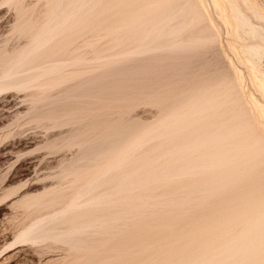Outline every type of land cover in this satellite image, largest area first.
Returning <instances> with one entry per match:
<instances>
[{"label":"rangeland","instance_id":"rangeland-1","mask_svg":"<svg viewBox=\"0 0 264 264\" xmlns=\"http://www.w3.org/2000/svg\"><path fill=\"white\" fill-rule=\"evenodd\" d=\"M1 1H3V2H1ZM5 0H0V43H2V44H0V48L3 46V47H7V48H11L12 49V47L15 49V48H17V47H20V46H22V44H24V42H25V40L26 39H29V38H27L26 37V34H24L25 36H23V34H22V32L23 31H21L20 29H22V27H19V26H17V27H19V31H21V36H19L20 34L17 32V34H16V31H14L15 29H16V22H18L17 23V25H19V20H20V15L23 13L22 12V7H23V9H24V11L25 10H27V8L30 10L29 12L28 11H25L24 13H26V12H28V13H26V14H24L23 15V17H30L31 19H33V21H34V18H38L39 16H40V18H36V21H34V22H36V24L34 23V25H37V23H38V21H39V19L41 20V19H43V18H41V15H43L42 17H44L45 16V12L44 11H46V7H49V11L51 10V8L52 7H50V6H53V4L51 5H49V1H52V0H18V4H17V0H15L16 2L14 3V1L13 0H9V1H11L9 4H8V1L6 2H4ZM79 1H82V0H79ZM84 1V0H83ZM87 1H89V0H87ZM87 1H85L86 3H90V4H93V6H92V8H98L97 10L96 9H92V16H93V18H88V17H90V15L91 14H89L90 12L89 11H91V9H88L87 11H85V12H89V13H87V14H84L85 12L82 10V9H86V7L87 8H91L90 6H83V7H85V8H82L80 11H81V13H83L82 15H83V19L85 20V19H87V21H84V20H82V19H80L79 20V22H81L80 24H77L76 25V28L74 29V30H76V31H74L75 32V34H73V33H70V35L69 34H67V36L68 37H70L71 35H73L72 37L73 38H75L74 40L72 39V38H70V40L69 41H71L70 43H69V45H68V40L67 39H69L67 36H65V38L67 37V41L68 42H66V40H64L66 43H64V44H67V46H69L70 47V50L69 49H67L65 46H64V44H62V45H60V44H58V46H64L63 47V51L59 54V56L57 57L59 60L61 59V58H59V57H61V56H63V52H64V50L66 51V49L68 50V52L66 51V53H65V56L68 54L69 56H67V57H64L66 60H64V59H61V60H63L61 63H65V62H67V63H71V66H69V67H67L68 65H67V63H66V66L63 64V66L61 67L62 69H60V71H59V73L65 68V70L64 71H62L63 73H65V72H67V74H71V72L70 71H72V73H74V71L75 72H77V70L79 71V73H78V75H76V77H75V73L74 74H71V75H74V78L75 79H73V76H71V75H69V77L67 78L66 77V75L65 74H61V75H64L65 76V78L67 79H65V80H63L62 81V79H61V81H62V83L60 84L59 82H60V80H58V82L57 83H59V85L57 86H54L55 87V89L53 90V87H52V90L50 91V89H51V87H49L50 89H47V87H46V89H44V90H48V93H45L44 92V95H43V97H40V99H39V96H37V95H40V96H42V93L40 94V90L43 88H41L39 91H38V88L37 87H35V86H37V85H35V86H33L35 83L34 82H32V84L30 83V85H28V86H30V87H28V86H26V87H23V88H19V87H10V89H2V90H0V208L1 207H4V205H7L8 204V202H9V198L10 197H12L14 194H15V192H18L17 190H20V191H22L23 192V194L24 193H27L26 195H28V196H33V195H38V194H40V193H43V192H50V193H52V194H49L50 196V198H48L49 200L47 201V202H45V203H41V204H34V203H32V204H34V205H32L31 204V206H33V207H31V206H29L30 204H26V205H24V204H13V206L12 205H8V207H9V209L7 210V211H5V212H3L2 213V211L0 212V261H1V259H2V257L6 254V253H10V254H14V258H13V261H14V263L15 264H44L45 263V261H46V258L49 256V255H53L54 257H57L58 258V260L57 261H55L54 263H49V264H85L88 260H86L87 258L88 259H90V258H92V257H94V256H96L97 254V256H101V255H103V256H101V257H103L102 259H101V261L103 262V261H105V263L103 262H99L98 264H106V260L108 259V261H118L119 259H121L122 257H126L127 256V258L128 259H130V261L133 259V258H131L132 257V255H133V257L134 258H139V256H140V258H142L140 261L142 262V261H144L145 259V263L144 264H146V263H150V260L151 259H154L157 255H159V252L161 253L160 254V256H161V258H160V256H159V259H161V261H163V262H161L157 257L155 258V259H157V260H151V263L150 264H152L153 262H155L156 261V263H153V264H157V262H158V264H160L159 263V261L161 262V264L162 263H165V264H171L172 262V264H197L198 262H200L199 261V259L201 260V261H204L203 263H205V264H207L206 262H208L209 261V259H207L208 258V256L207 255H205L206 253H207V251H208V248H209V246L208 247H206V245H207V243L206 242H208V243H210L209 241V238H213V234H214V238H215V236H217L216 238H215V240L216 239H220V237H222V235H223V231L222 230H224V228H225V230H227V228H229V225H231L232 223H229V222H231V219L229 220V222L225 219V220H223V218L225 217L224 215H228L227 214V212H229V213H232L231 212V210L230 209H232L233 210V208L234 207H232V208H230L229 210L227 209V206H226V209L228 210V211H226V212H224V210H226V209H224L225 208V206L224 205H230V203H234V202H232L233 200H234V198H232V200L229 202L228 200H226L227 198H230V197H227L226 198V195H228V193H227V191L228 190H226V194L225 193H223L224 191H220L221 192V194H220V192L217 190H214V188L215 187H211V188H209V184H210V182L213 180V179H215V176H212V175H215V174H217L216 172L213 174V173H211V174H209V179H210V175L212 176V177H214V178H212L211 179V181H209V183H207V182H205V181H208V180H206V178L207 177H205V176H203V174L204 173H202L201 172V174L202 175H200V171H199V168L200 169H202V170H206L205 172H208L207 171V169L206 168H208V165H210V160L213 158V159H215V156H214V154H209V151H207V149L203 146V144H202V146L205 148H203V147H201V145H200V143L201 142H199V144H198V146L197 147H199V145H200V149H202L203 150V152H205L206 154L205 155H208L209 157H212V158H209L208 156H206V158H204L205 159V161H206V159H207V157H208V159L209 160H207L208 161V163L207 162H204V164L202 163V160H200V161H198L199 159H201V158H198V156L196 157V158H198V160L197 159H195L194 158V160H193V158L191 157V158H189L188 159V157H185L184 155V157L186 158V159H188V161L184 158V161L186 162V164H188L189 166L190 165H194L193 166V168L195 167L196 168V166L198 165L197 163H195V162H200V164H201V166H198L195 170H196V173H195V170L194 169H192V167L190 166H188V165H185V163H181V165L179 164V161L180 162H183V160L181 159V155H182V152L181 151H184L185 152V150L187 149V147L189 148V150H190V153H192L193 152V149L195 148L194 146H195V138H196V136H199V134L201 133V131H198L197 130V128H198V125H199V128H200V124H201V120H199L198 118H201L202 117V113H203V117H205V115H207L208 113H210V111H216L217 109L220 111V110H224L225 111V109H227V110H229V112H231L232 111V114L233 113H235L233 110H234V108L235 107H233L232 108V106H230L231 107V109L230 108H228V106L230 105V103H226L225 104V102H224V104H222V102L221 101H219V100H221L223 97L224 98H226V99H228V97L229 96H227L226 97V95H221V93H219L218 94V96L219 95H221V97L222 98H218V97H216V98H214V95H216L217 96V93L216 94H214L213 96H212V100H213V102H215V103H217V104H219L217 107L215 106H211L212 108H213V110H212V108L211 109H208V107L210 108V104L211 105H213L212 104V100L211 99H207V97H205V95L204 94H208L209 93V90H213V88H215L216 86H218L219 88H220V86L218 85L219 83H217V79H218V81L220 82V83H224V81H225V79L227 80V81H225V82H227V83H229L231 86H233V87H235V90H236V93H237V91L239 90V89H241V90H239L238 91V95H240V93H241V95H240V97L242 98H240L241 100H246V101H244L243 100V103L244 102H246V103H244V104H246V106L243 104V106H245L247 109H250V111H254V112H252L253 114H255V113H257V114H255V116H257V115H262L261 117H259V116H257V118L258 119H263V121H264V110L261 112V113H258V111H257V109L255 108L256 107V104H255V102L256 103H258V105H260V106H263L264 107V93H263V91H262V89L260 88V87H256V83L254 84L253 83V81H254V79H253V76H252V74L250 73L251 72V70L248 68V66L250 65V66H252L253 68H254V66L256 67V68H254V69H256V70H258V76H260V77H264V73H262V72H264V57H260V58H258V61H256V63H255V65L253 64V62H250L249 63V65H247L248 64V62L247 61H244V59H245V57H244V59H243V53H244V51H245V49H243L242 47V49H243V51H240V50H242V49H238L241 45L240 44H242V42H244V43H246V42H248V41H253L254 39H255V36L257 35V33L256 32H254L253 34H251V33H245V36H246V38H245V36L243 37H236V39H239L238 41L235 39V33H236V28L234 27L235 25L233 24L232 25V20L230 21V23L229 22H227V19L226 18H224V17H222L220 14H217L218 13V10L216 9V8H214V7H216L215 5H214V3H215V1L216 0H196V2L198 3L196 6L199 8H201V10H202V12H201V10H200V12L204 15V17H203V19L202 20H204L203 22H201V23H197L198 25L196 26V24L195 23H193L192 25L194 26V28L192 27V25H191V27H190V25H188V24H186L185 26H183V27H186V29H188V30H183L184 32H182V30L181 29H179V30H181V32L184 34H182L183 36V39L185 38V40H186V42H184L183 41V39L180 37L181 36V33L180 32H173L172 34H173V36H175L176 34H179L178 36L179 37H177V35H176V37H173L172 36V38H171V40H170V37L168 38V41L170 40V41H172V39L175 41V43H173L174 45L176 44V47L178 48H176L174 45H173V47H171V49L168 51V49H169V47L167 48V46H166V50H165V45H162V46H164L163 48L161 47L160 48V45H159V43H164V41H163V38H162V42H161V40L160 41H158L157 42V39H156V42H155V44L156 43H158V47H159V49H157V50H155L154 52L156 53V51H157V53H156V55L153 57L152 55H153V51H149V50H146L145 52L144 51H139V49L140 48H138L137 47V50L136 49H133V50H136V51H138V54H135L134 52H136V51H133L132 52V55L129 53V51H132V49H131V44H132V42L131 43H127V42H130L131 41V39L130 38H128L131 34V31H132V36H133V33H134V35H136V33H137V30L136 29H138V28H140L139 29V31L138 32H140V30L142 29V31L143 32H146V31H148V28H149V26H150V28L152 27L151 26V24L153 23V22H155V20H156V22L157 21H159V19H160V21L159 22H157V24L158 23H162V19H163V22H164V18H162L163 17V15H168V17L170 16V14L172 15V16H170V17H172L171 18V21L172 22H170L169 20H168V18H166L167 16H164L166 19V22H169L170 23V26L172 25V24H174V22L176 21H174V19H178L177 21H179L180 19L179 18H177V17H180L179 15H180V10L179 9H181L182 7H181V5L183 6V5H185L188 1H186V0H130V1H128V0H107V1H109V2H105L104 0V2H102V4H101V6H99L100 5V3H101V1H99V3L97 2V4H96V2H95V0H93L94 1V3L96 4H94V3H92V0H91V2H87ZM183 1H185V2H183ZM45 2V3H44ZM126 4H125V3ZM144 2V3H143ZM182 2H183V4H182ZM190 2H193L192 0H190ZM195 1L193 2V3H196ZM253 2L255 3V4H257V5H259L260 7H262V8H264V0H253ZM258 2V3H257ZM22 3V4H21ZM47 3V4H46ZM50 3H53V2H50ZM103 3H106L105 5H103ZM118 3V4H117ZM121 3V4H120ZM129 3V4H128ZM131 3V4H130ZM173 3H174V5H173ZM11 4H13V5H11ZM18 6H17V5ZM43 4V5H42ZM168 4V5H167ZM172 4V5H171ZM11 5V6H10ZM49 5V6H48ZM108 5V6H107ZM120 5V6H119ZM145 5H147V6H145ZM167 5V6H166ZM25 6V7H24ZM46 6V7H45ZM95 6H97V7H95ZM99 6V7H98ZM105 6V7H104ZM117 6V7H116ZM130 6V7H129ZM132 6V7H131ZM139 6H140V9H139ZM174 8H173V7ZM18 7V8H17ZM19 7H21L20 8V10H19ZM101 7V8H100ZM109 7V8H108ZM138 7V8H137ZM149 7V8H148ZM179 9H178V8ZM15 8V9H14ZM33 8V9H32ZM35 8V9H34ZM45 8V9H44ZM106 8V9H105ZM129 8V9H128ZM146 8V9H145ZM169 8V9H168ZM199 8V9H200ZM108 9V10H107ZM119 9V10H118ZM179 11H178V10ZM33 10V11H32ZM36 10V11H35ZM99 10V11H98ZM100 10H101V12H100ZM103 10V11H102ZM126 10V11H125ZM139 10V11H138ZM165 12H164V11ZM169 10V11H168ZM176 10H177V12H176ZM18 11V12H17ZM49 11H46V12H49ZM117 11V12H116ZM135 11V12H134ZM174 11H175V13L176 14H179V15H177L176 16V14L174 13ZM216 11V12H215ZM20 12H22L21 14H20ZM33 12V13H32ZM39 12V13H38ZM93 12H95L94 14H93ZM121 14H120V13ZM129 14H128V13ZM163 12V13H162ZM37 13V14H36ZM127 13V14H126ZM169 13V14H168ZM181 13L183 14V11H181ZM32 14V15H31ZM40 14V15H39ZM48 14V13H47ZM100 14V15H99ZM126 16H125V15ZM133 14V15H132ZM31 15V16H30ZM49 15V14H48ZM48 15H47V18L46 19H48ZM79 15H80V12H79ZM82 15H81V17H82ZM87 15V16H86ZM89 15V16H88ZM123 16V20L124 21H120L121 19H122V17L121 16ZM128 15H129V17H128ZM174 15V16H173ZM208 15H209V17H208ZM17 16V17H16ZM84 16H86V17H84ZM96 16V17H95ZM109 16H111V17H109ZM118 17V19H117V17ZM120 16V17H119ZM125 16V17H124ZM176 16V17H175ZM201 16V15H200ZM23 17H21L22 19H24L25 20V18H23ZM46 17V16H45ZM44 17V18H45ZM98 17V18H97ZM128 17V18H127ZM155 17V18H154ZM175 17V18H174ZM207 17V18H206ZM222 17V18H221ZM17 18V19H16ZM19 18V19H18ZM28 18L26 19L27 20V22H26V20H25V22H23L24 20H20V21H22L23 23H25V26L28 24V22L30 23L31 22V19H30V21H28ZM102 18V19H101ZM105 18V19H104ZM114 18V19H113ZM119 18H120V20H119ZM135 18V19H134ZM174 18V19H173ZM46 19H43V20H46ZM88 19H90V21H88ZM92 19V20H91ZM94 19V20H93ZM96 19V20H95ZM151 19H152V21H151ZM173 19V20H172ZM199 20H200V18H198ZM17 20V21H16ZM42 20V21H43ZM82 20V21H81ZM113 20H114V22H113ZM131 20V21H130ZM253 20H255V22H258V20L259 19H257V17L255 18L254 17V15L252 16V21ZM92 21H93V23H92ZM96 21V22H95ZM106 21V22H105ZM129 21V22H128ZM146 21V22H145ZM148 21H150V22H152V23H150V22H148ZM207 21V22H206ZM213 21V22H212ZM260 21V20H259ZM41 22V21H40ZM118 22V23H117ZM143 22V23H142ZM165 22V23H166ZM27 23V24H26ZM32 23V22H31ZM85 23H86V26H85ZM88 23H89V25H88ZM91 23H92V25H91ZM101 23V24H100ZM107 23V24H106ZM113 23V24H112ZM116 23H117V25H116ZM120 23V24H119ZM138 23V24H137ZM147 23V24H146ZM168 23V24H169ZM177 25L179 24V23H177V22H175ZM207 23V24H206ZM208 23H209V25H208ZM212 23V24H211ZM21 24V23H20ZM111 24V25H110ZM144 24V25H143ZM149 24V25H148ZM155 24V26L157 25L156 23H154ZM167 24V23H166ZM175 24V27L177 26ZM202 26H201V25ZM15 25V29H13V26ZM29 25V24H28ZM79 25V26H78ZM98 25V26H97ZM105 25V26H104ZM135 25V26H134ZM142 25V26H141ZM148 25V26H147ZM153 25V24H152ZM163 25V24H162ZM160 26V24H158V26L159 27H161V28H163V26ZM205 25V26H204ZM21 26H24V24L22 25L21 24ZM77 26L78 27H80V28H77ZM94 26H95V28H94ZM112 26V27H111ZM134 26V27H133ZM146 26V27H145ZM154 25H153V27H155ZM174 26V25H173ZM209 26V27H208ZM229 28H228V27ZM12 27V28H11ZM87 29H86V28ZM89 27V28H88ZM92 27V28H91ZM178 27H181V26H178ZM189 27V28H188ZM195 27H196V29H195ZM208 27V28H207ZM213 27V28H212ZM263 26H260V29L262 28ZM102 28H103V30H102ZM145 28H147L146 30H145ZM182 28V27H181ZM200 28V30H201V34H199L200 32L197 30V29H199ZM202 28V29H201ZM12 29H13V32H11L12 31ZM79 31H78V30ZM90 29L92 30V31H90ZM135 29V30H134ZM194 29V30H193ZM17 30V29H16ZM82 30V31H81ZM97 30V31H96ZM235 30V31H234ZM262 30H264V27L262 28ZM130 31V32H129ZM140 32V34H143V32ZM195 31H197V32H195ZM211 31V32H210ZM15 32V34L17 35V37H16V35L15 34H13ZM78 32V33H77ZM195 32V33H194ZM199 32V33H198ZM203 32V33H202ZM209 32V33H208ZM23 33H25V32H23ZM28 35H30V33L29 32H26ZM96 33V34H95ZM128 33H129V35H128ZM187 33L189 34V35H187ZM211 33H212V35H211ZM256 33V34H255ZM127 34V35H126ZM139 33H137V35H138ZM138 35V36H136V37H140L141 35ZM186 34V35H185ZM197 34V35H196ZM215 34V35H214ZM13 35V36H12ZM75 35V36H74ZM79 35V36H78ZM80 35H81V37H80ZM168 35V34H167ZM166 35V37H168ZM169 35H170V33H169ZM191 35H193V36H191ZM125 36H126V38H128V39H126L125 38ZM132 36H130V37H132ZM189 36V37H188ZM199 36V37H198ZM209 36V37H208ZM234 38H233V37ZM16 37V38H15ZM22 37H24L23 39H22ZM30 37V36H29ZM120 37V38H119ZM134 37V36H133ZM135 37V39H133V40H137V38ZM166 37H165V40H166V45H167V39H166ZM207 37V38H206ZM252 38V40H251V38ZM9 38V39H8ZM18 38H19V40H18ZM26 38V39H25ZM124 38L126 39V43H125V41H124ZM175 38L177 39L178 38V40H175ZM179 38H181L182 40L181 41H183L182 43L181 42H179L178 43V41H180V39ZM198 38H199V40H198ZM203 38H204V40H203ZM205 38H206V40L208 41L207 43L206 42H204L205 41ZM210 38V39H209ZM5 39V41H3L2 42V40H4ZM64 39V38H63ZM62 39V40H63ZM161 39V38H160ZM191 39V40H190ZM201 39H202V43H201V45H200V42H201ZM212 39V40H211ZM220 39V40H219ZM73 40V41H72ZM132 40V41H133ZM195 40V41H194ZM196 40H198V41H196ZM235 40V41H234ZM7 41V42H6ZM154 41H155V39L153 40V45H155L154 44ZM177 41V42H176ZM190 41H192V42H190ZM200 41V42H199ZM210 41V42H209ZM7 43V45L6 44H4V43ZM21 42H22V44H21ZM26 42H27V40H26ZM62 42V41H61ZM72 42H74L73 44H72ZM78 42V43H77ZM119 42V43H118ZM133 42H137V41H133ZM187 42L189 43V44H187ZM197 42V43H196ZM199 42V43H198ZM204 42V43H203ZM214 42V43H213ZM60 43V42H59ZM169 43L170 42H168V45H169ZM177 43L179 44V45H177ZM183 43H185L186 44V46L187 45H189V48H188V46L187 47H184V44ZM192 43H194V45H191ZM211 43V44H210ZM229 43V44H228ZM239 43V44H238ZM243 43V44H244ZM5 46H4V45ZM19 46H18V45ZM55 45L57 44V42L56 43H54ZM71 44H72V46L73 47H71ZM80 44V45H79ZM127 46H126V45ZM135 44V43H134ZM151 44V43H150ZM165 44V43H164ZM171 44V43H170ZM197 46H196V45ZM198 44H199V46H198ZM235 44V45H234ZM2 45V46H1ZM12 45V46H11ZM78 45V46H77ZM97 45V46H96ZM117 45V46H116ZM125 45V46H124ZM128 45H131V46H129L128 47ZM180 45H182V46H180ZM206 45V46H205ZM235 47H234V46ZM237 45V46H236ZM239 45V46H238ZM245 45V44H244ZM15 46V47H14ZM57 46V45H56ZM57 46V47H58ZM116 46V47H115ZM123 46V47H122ZM134 46V45H133ZM133 46H132V48H133ZM156 46V47H157ZM179 46V47H178ZM194 46V47H193ZM243 46V45H242ZM55 47V46H54ZM57 47H55V48H57ZM61 47H59L60 49H61ZM68 47V48H69ZM76 48V49H73V48ZM78 47V48H77ZM127 47H128V50H127ZM136 46H134V48H135ZM148 46H145V48L146 49H148V48H151L152 46H150L149 45V47L147 48ZM157 47V48H158ZM192 47V48H191ZM238 47V48H237ZM6 48V49H7ZM65 48V49H64ZM102 48V49H101ZM125 48V49H124ZM129 48H130V50H129ZM173 48H175V49H173ZM187 48V49H186ZM4 49V48H3ZM110 49V50H109ZM113 49V50H112ZM141 49H142V47H141ZM144 49V48H143ZM142 49V50H143ZM161 49H164V50H161ZM173 49V50H172ZM179 49H181L180 51H179ZM7 50H10V49H7ZM100 50V51H99ZM120 50H122L123 52H121ZM160 50V51H159ZM127 51H128V53L130 54V56L127 54ZM161 51H163V52H161ZM166 51H168V52H166ZM174 51V52H173ZM74 52H76V54L74 53ZM111 52V53H110ZM123 53V54H121V53ZM126 52V53H125ZM141 52V53H140ZM142 52H144V53H142ZM149 52V53H148ZM222 52V53H221ZM240 52V53H239ZM242 52V53H241ZM75 54V55H73V54ZM78 53V54H77ZM107 53V54H106ZM137 53V52H136ZM140 53V54H139ZM148 53V54H147ZM154 53V54H155ZM160 53V54H159ZM73 55V57H72V55ZM111 56H109V55ZM120 54V55H119ZM135 54V55H134ZM145 54V55H144ZM158 54V55H157ZM166 54V55H165ZM239 54H242V56L241 55H239ZM61 55V56H60ZM86 55V56H85ZM107 57H106V56ZM122 55V56H121ZM128 55V56H127ZM147 55V56H146ZM150 55V56H149ZM245 55L247 56V54L245 53ZM244 55V56H245ZM71 56V57H70ZM75 56H77L76 57V59H75ZM79 56H80V58H79ZM161 56V57H160ZM62 57V58H63ZM96 57V58H95ZM98 57V58H97ZM126 57H128V58H126ZM136 57V58H135ZM165 57V58H164ZM70 58V59H69ZM71 58H74V59H71ZM79 58V59H78ZM143 58V59H142ZM217 58V59H216ZM248 57H246V59H247ZM263 58V59H262ZM53 59V58H52ZM52 59H51V61H52ZM55 60H57L58 61V59H56V58H54ZM67 59H69V60H67ZM83 59H84V61H83ZM113 59V60H112ZM117 59V60H116ZM140 59V60H139ZM148 59V60H147ZM219 59V60H218ZM245 59V60H246ZM261 59V60H260ZM55 60H53L54 62H57V61H55ZM60 60V61H61ZM70 60H75L74 62H71ZM76 60H78V61H80V62H78V61H76ZM100 60V61H99ZM119 60V61H118ZM121 60V61H120ZM129 60V61H128ZM216 60V61H215ZM222 60V61H221ZM113 63H112V62ZM127 61V62H126ZM136 61H140L139 63L138 62H136ZM142 61V62H141ZM148 61V62H147ZM150 61V62H149ZM249 61V60H248ZM49 62V61H48ZM59 62V61H58ZM76 62H77V64H76ZM111 62V63H110ZM124 62V63H123ZM144 62V63H143ZM247 62V63H246ZM259 62V63H258ZM51 63V62H50ZM69 63V64H70ZM82 63V64H81ZM87 63V64H86ZM107 63V64H106ZM116 63V64H115ZM138 63V64H137ZM225 63V64H224ZM228 65H227V64ZM79 64V65H78ZM84 64V65H83ZM137 64V65H136ZM145 64V65H144ZM77 65V66H76ZM122 65V68L121 67H119V66H121ZM138 65H144V66H139V68L140 69H137L138 68ZM217 65V66H216ZM230 65V66H229ZM34 66V65H33ZM81 66V67H80ZM127 66V67H126ZM134 66H137V67H134V69H133V67ZM161 66V67H160ZM210 66V67H209ZM230 70V73H229V70L226 68V67ZM232 66V67H231ZM70 67H72V68H70ZM73 67H75V69H73ZM115 67V68H114ZM123 67H125L126 68V70H127V73L129 74H127L126 73V70H125V73L127 74H125V73H123L124 75H122L121 76V73L122 72H124V69L125 68H123ZM144 67V68H143ZM145 67H147V68H145ZM197 67V68H196ZM203 67V68H202ZM209 67V68H208ZM220 67V68H219ZM230 67H231V69H230ZM252 67H250V68H252ZM1 68V67H0ZM31 68V67H30ZM29 68V69H30ZM35 68H37L36 66H34V69ZM85 68H86V70H85ZM106 68V69H105ZM108 68V69H107ZM132 68V69H131ZM227 70V71H224L225 69ZM233 68V69H232ZM252 68V69H253ZM29 69H27V68H25V70L23 71V72H30L29 71ZM33 69V67H32V71H34L35 72V70ZM82 69L84 70V71H82ZM115 69H116V71H115ZM216 69V70H215ZM224 69V70H223ZM252 70V72L254 73L256 70ZM67 70V71H66ZM105 70H106V72H105ZM110 70H111V72H110ZM121 70H123V71H121ZM130 70V71H129ZM136 70V71H135ZM156 70V71H155ZM209 70V71H208ZM221 70V72H219ZM86 71V72H85ZM89 71V72H88ZM222 71H224V73L222 72ZM233 71H234V73H235V76L236 77H234V73H233ZM81 72H83L82 74H81ZM87 72H88V74H87ZM97 72V73H96ZM101 72H103V73H101ZM120 72V73H119ZM200 72V73H199ZM203 72V73H202ZM204 72H205V74H204ZM209 72V73H208ZM218 72H219V74H218ZM225 72H227L226 74H225ZM56 72H54V73H50L51 74V76L52 75H54ZM58 73V72H57ZM57 73L55 74V76L57 75ZM58 73V74H59ZM105 73V77L103 78V74ZM108 73H110V74H108ZM111 73H112V75H111ZM198 73V74H197ZM221 73H223L224 74V76H223V74H222V77H225V79L223 78L222 79V77H220L221 75ZM239 73V74H238ZM50 74L48 73L47 75L49 76V78H51L50 77ZM77 74V73H76ZM96 74H97V76H96ZM99 74H102V75H99ZM140 74V75H139ZM195 74L197 75V76H195ZM233 74V75H232ZM251 74V75H250ZM261 74V75H260ZM46 75V76H47ZM85 75V76H84ZM109 75H110V77H109ZM118 75V76H117ZM209 75V76H208ZM213 75V76H212ZM217 75V76H216ZM46 76H44V79H45V77ZM64 76H61V77H64ZM71 76V77H70ZM81 76V77H80ZM98 78V77H100V78H96V77ZM108 76V77H107ZM112 76V77H111ZM113 76H115V77H113ZM169 76V77H168ZM203 76V77H202ZM234 78H237L238 77V79H234ZM53 77V76H52ZM209 77V78H208ZM243 77V78H242ZM46 78H48V77H46ZM70 78V79H69ZM81 78V79H80ZM87 78V79H86ZM88 78H89V80H91V79H93L92 81H90L89 82V80H88ZM95 78V79H94ZM107 78V79H106ZM108 78L109 79H113V80H109V82H111V83H109L108 82ZM118 78V79H117ZM193 78V79H192ZM207 78V79H206ZM212 78H217L216 80H215V82H214V79H212ZM221 78V79H220ZM230 78L232 79H234V81L233 80H230ZM78 79V80H77ZM115 79L117 80V81H115ZM124 79H126V80H124ZM137 79V80H136ZM84 80H86V81H88V82H86V81H84ZM95 80H96V83H95ZM105 80H107V82L105 81ZM124 80V81H123ZM148 80V81H147ZM204 80V81H203ZM211 80V81H210ZM222 80V81H221ZM239 80V81H238ZM72 81H73V83H72ZM82 81V82H81ZM113 81H115L114 83H113ZM121 81V82H120ZM128 81V82H127ZM131 81V82H130ZM196 83H195V82ZM232 81V82H231ZM78 82V83H77ZM80 82V83H79ZM83 82H84V84H83ZM87 84H86V83ZM204 82H205V84H206V87H207V84H208V86H209V88L210 89H208L207 91H208V93H206L207 91H206V89H204V91H203V88L205 87V84H204ZM207 82V83H206ZM233 82H235L234 84H236L237 85V83H238V87L236 88V85L234 86L232 83ZM237 82V83H236ZM239 82H240V84L241 85H239ZM255 82V81H254ZM34 83V84H33ZM116 83V84H115ZM121 83V84H120ZM80 84V85H79ZM83 84V85H82ZM100 84H103V87H101L100 86ZM105 84H108V85H106V86H104ZM113 84H115V86H117V87H110L109 85H111V86H113ZM118 84H120L122 87H120V85H118ZM128 84V85H127ZM138 86H137V85ZM146 84V85H145ZM202 84V85H201ZM211 84H213V85H215V84H217V85H215V86H211ZM55 85V84H54ZM71 85H73L74 87H75V85H78V86H76L75 87V90L77 91H75L74 90V88L72 87H70ZM92 85V86H91ZM99 85V87H96V86H98ZM125 85V86H124ZM131 85V86H130ZM135 85V86H134ZM151 85V86H150ZM198 85V86H197ZM221 85V88L223 87V85L222 84H220ZM253 85H254V87H253ZM31 86H33V87H31ZM38 86H40V85H38ZM52 86H53V84H52ZM79 86L81 87V86H85V87H81V88H79ZM87 86H88V88H87ZM108 86V87H107ZM127 86V87H126ZM129 86V87H128ZM242 86V87H241ZM41 87V86H40ZM39 87V88H40ZM58 87V88H57ZM94 87V88H93ZM147 87L149 88V89H147ZM154 87V88H153ZM189 87V88H188ZM200 87V88H199ZM205 87V88H206ZM218 87H216L215 89H218ZM12 88V89H11ZM27 88V89H26ZM33 88H34V92H32V90H33ZM35 88H37V89H35ZM65 88H67L66 89V92H65ZM79 88V89H78ZM91 88V89H90ZM96 88H98L97 90H96ZM100 88V89H99ZM105 88V89H104ZM111 88V89H110ZM113 88H116L115 90L113 89ZM117 88L119 89V90H117ZM121 88V89H120ZM143 88V89H142ZM186 88V89H185ZM220 88V89H221ZM224 89L226 88V87H223ZM222 88V89H223ZM19 89V90H18ZM23 89V90H22ZM63 89V91H61V90ZM83 89H84V92H87V93H89V94H91V95H88L87 93L86 94H84L82 91H83ZM85 89H86V91H85ZM90 89V90H89ZM109 89V90H108ZM153 91H152V90ZM196 89V90H195ZM201 89H202V91H203V93L204 94H202L201 92ZM215 89H214V91H215ZM221 89V90H222ZM238 89V90H237ZM25 90H27V91H25ZM43 90V91H44ZM56 90V91H55ZM70 90V92H68ZM71 90H72V92H71ZM103 90V91H102ZM111 90V91H110ZM121 90V91H120ZM151 90V91H150ZM211 90V91H212ZM37 91V93H36V96H35V92ZM49 91H50V93H49ZM53 91H55L54 93H53ZM80 91V93H78ZM89 91H91V92H89ZM116 91H118L117 93V95H115L114 96V94H116L115 92ZM206 91V92H205ZM62 92V93H61ZM150 92V93H149ZM189 94H188V93ZM190 92H191V94L193 95H191L190 94ZM196 92V93H195ZM240 92V93H239ZM243 92V93H242ZM30 93V94H29ZM32 93V94H31ZM34 93V94H33ZM53 93V94H52ZM58 93V94H57ZM66 93V94H65ZM70 93V94H69ZM92 93H93V95H92ZM109 93H114L113 95L112 94H110V95H112L113 97H115L114 98V100H113V98L111 99L110 98V95H109ZM127 93V94H126ZM132 93V94H131ZM201 94L202 95V98H200V96H199V98H200V102L201 101H203L204 100V105H205V103H206V106H208V107H204V108H207L208 110H210L209 112L208 111H206L207 109H205V113L204 112H202L204 109L202 108L204 105L203 104H201L200 102H199V99L197 100V101H195V100H193V99H196L197 97H198V95H196V94ZM29 94V95H28ZM48 94H50V95H48ZM55 94H56V96H55ZM78 94V95H77ZM80 94H83V95H80ZM148 94V95H147ZM209 94H211V92L209 93ZM208 94V95H209ZM253 94V95H252ZM32 95V96H31ZM46 95H47V97H46ZM67 95V96H66ZM87 95V96H86ZM127 95V96H126ZM180 95V96H179ZM183 95H184V97H183ZM185 95H187V96H185ZM207 95V96H208ZM237 95V96H238ZM243 95V96H242ZM34 96V97H33ZM76 96V97H75ZM80 98H79V97ZM82 96H84V97H82ZM104 96H106V98L104 97ZM121 96V97H120ZM182 96V97H181ZM189 96H191V97H189ZM194 96H196L195 98H194ZM210 96V95H209ZM249 96V97H248ZM260 96V97H259ZM45 97V98H44ZM64 99H63V98ZM93 97V98H92ZM99 97V98H98ZM193 97V99H191ZM205 97V98H204ZM211 97V96H210ZM210 97H208V98H210ZM246 97V98H245ZM42 98H44V99H42ZM69 98V99H68ZM97 98V99H96ZM125 98V99H124ZM142 98V99H141ZM176 98V99H175ZM180 98V99H179ZM184 100H183V99ZM186 98H190V101L189 102H187V100H186ZM219 99L218 100V102L217 101H215V99ZM35 99V100H34ZM46 99V100H45ZM68 99V100H67ZM71 99V100H70ZM73 99V100H72ZM76 99V100H75ZM83 100V101H80V100ZM100 99V100H99ZM121 99V100H120ZM134 99V100H133ZM203 99V100H202ZM260 99V100H259ZM40 100H42V101H40ZM50 100V101H49ZM65 101L66 100V103L67 104H69L70 102L69 101H72L73 103L75 102H77V105L76 104H74V106H75V108H71L70 110H68V109H66V108H68V106H69V108L70 107H74V106H71L70 104L69 105H66L65 104V102H62V101ZM110 100V101H109ZM117 100V101H116ZM178 102H177V101ZM206 100H207V102H206ZM224 100V99H223ZM63 103H61V102ZM175 101V102H174ZM196 102V103H193V102ZM55 102V103H54ZM59 102V103H58ZM69 102V103H68ZM71 102V103H72ZM80 102V103H79ZM105 102V103H104ZM115 104H114V103ZM131 102V103H130ZM184 103V107H185V105L187 106L186 108H189V109H184V108H182V106H181V104H183ZM198 102L200 103V107H198L199 106V104H198ZM209 102H211L210 104H209ZM44 103H46V104H44ZM72 103V104H73ZM112 103V104H111ZM170 103V104H169ZM215 103H214V105H215ZM249 103H251L250 105H253V109H251L252 107H249L248 108V106H250L249 105ZM62 104V105H61ZM78 104H79V106H78ZM105 104V105H104ZM176 104V105H175ZM177 104L178 105H180L179 106V108L181 109H183V110H185V113L187 114V112H189V114L188 115H186L185 113V115L186 116H189V117H187L186 118V120H189L190 121V119H194L193 121H194V124L192 123V122H189V124H190V126H191V128H196V132H198V133H196L195 132V130L193 129V132H192V129L190 128V126L188 125V126H184L185 124L187 125L188 124V122L186 121L185 122V124L183 123V121L185 120L184 118L185 117H183V113H178V111L177 110H179L178 109V106H177ZM209 104V105H208ZM227 104H228V106H227ZM248 104V105H247ZM52 105V106H51ZM66 105V106H65ZM173 107H172V106ZM188 105H190V106H192V108H193V112H195L194 110H196V108H199V109H197V111L200 113V115L201 116H199V113L196 111V113H194V117L191 115L190 116V114H193V113H191L190 112V110L192 109V108H190V107H188ZM196 105V106H195ZM198 105V106H197ZM36 106V107H35ZM66 107V108H64V107ZM77 106V107H76ZM106 106V107H105ZM202 106V107H201ZM220 106H222L221 107V109H219L220 108ZM224 106H225V108H224ZM226 106H227V108H226ZM55 107H62V108H64L65 110H68V111H65L64 109H63V111H61V109L60 110H56L55 109ZM99 107V108H98ZM125 107V108H124ZM129 107V108H128ZM168 109H167V108ZM177 108V109H175V108ZM219 107V108H218ZM128 108V109H127ZM172 109V108H174L175 109V111L172 109L171 111L172 112H176L177 111V114H183L182 115V117H178V115H177V117H178V119H176L177 117H176V114H175V118H173V119H176V121L178 120V121H180V122H178L177 121V123H176V121H175V126H178L177 128L174 126V127H172V125L170 126V123L172 124V122H174V120L173 119H171L172 117H174V114H171L170 112V109ZM200 108H202V109H200ZM4 109H6V110H4ZM121 109V110H120ZM166 110V112H167V110H169L167 113H170L171 115H169V114H167V115H165V117L167 116V118L170 116V120L172 121V122H170L168 119H166L165 118V121H167L168 120V122L167 123H169V124H167L166 122H163L164 124H167L168 126L166 127V125L164 126H160L159 128L161 129V128H163V130H167L168 128H169V130H173L172 128H174V133H173V131H169V130H167V131H165V132H167V133H163V134H161L160 136H159V138H157L155 141H153L152 143H153V145L151 144V145H145V146H147L146 147V151L148 152V150L150 151L149 153H145V152H142V155H141V157L140 156H137L136 154H138V153H136L135 154V151H133V150H130L129 152H127L126 154H128L129 155V157H130V153H131V155H133V154H135L136 155V157H135V155H133V157H131V158H128V161H126V159H127V157H128V155H126L127 157H125L126 159H125V161H126V163H125V161H122L121 160V158L120 157H122V156H125V152L126 151H128V149L129 148H126L125 146H127L130 142L132 143L133 141H134V139H135V137H138V136H136L137 134L139 135V137H140V135H142V134H139V133H143V130L141 131V129H139V131H141V132H139V131H137L136 133V135H135V137H131V138H134L133 140L130 138V139H128V140H131L130 142L128 141V140H114L112 143H111V147H113V148H111V152L107 155V156H109V157H104V159H102L100 162L97 160V161H90L89 159H87L86 158V161H84L85 160V158L83 159V157H81L80 156V150L84 147V145H86L87 144V142L85 141V142H82L81 143V145H79V143H69V144H67L68 142H69V140H68V136H70L69 134H70V132L69 133H66V132H68V128H69V131L70 130H72V129H74V128H76L77 129V127L78 126H80V127H82V126H87V125H96L97 126V124H98V127L100 128L101 127V129L102 128H104L105 127V123L106 122H108V123H106V126H108L109 124L112 126V125H114V127L115 126H119V125H125V126H129V127H131L132 129H133V126L132 125H134V124H138V123H140L141 122V126H142V129L143 128H145V126H143V120H144V123L145 122H152L153 123V121L154 122H159V120H158V118L157 117H161L162 119H160V122L159 123H161L162 121L161 120H163V118H164V115H163V117H162V115L160 116V114H164V113H166L165 112V110ZM255 109V110H254ZM47 110V111H46ZM110 110V111H109ZM183 110H179V112H182ZM202 110V111H201ZM217 110V111H218ZM222 110V111H223ZM227 110L225 111V114L227 115L228 114V112H227ZM31 111V112H30ZM94 111V112H93ZM202 113H201V112ZM216 111V113H218L219 114V118L222 120V118H223V116L221 117V115H224V111H223V113L220 115V112L218 111L217 112ZM235 111H236V109H235ZM256 111V112H255ZM66 112V113H65ZM67 112H68V114H67ZM79 112V113H78ZM123 112V113H122ZM207 112V113H206ZM43 113L45 114V115H43ZM55 113H56V115H55ZM69 113H71V114H69ZM198 113V117L197 118H195ZM213 114L215 113V112H212ZM212 113H210V114H208L209 116L208 117H206L207 119L208 118H211L212 117ZM215 113V114H216ZM87 114V115H86ZM218 114H216V115H218ZM83 115H85V116H83ZM101 115V116H100ZM184 115V116H185ZM216 115H213L215 118H217L216 117ZM226 115H224V118L225 117H227L228 115L229 116H232L230 113L226 116ZM211 116V117H210ZM228 116V117H229ZM63 117V118H62ZM203 117L201 118L203 121H204V119H203ZM38 118V119H37ZM59 118L60 119H66V118H69L70 119V121H69V123H63V124H59V123H57L58 121L57 120H59ZM92 118V119H91ZM109 118V119H108ZM181 118V119H180ZM206 118H205V121H208L209 122V120L210 119H208V120H206ZM218 118V119H219ZM230 119H231V117H229ZM229 118H227V121L229 120L230 121V119ZM41 119V120H40ZM50 119V120H49ZM69 119H67V120H69ZM72 119V120H71ZM74 119V120H73ZM98 119V120H97ZM104 119V120H103ZM107 119V120H106ZM155 119L157 120V121H155ZM195 119H197L196 121H195ZM212 119H214L213 117H212ZM212 119H211V122H212ZM220 119H219V121H220ZM43 120V121H42ZM87 120V121H86ZM106 120V121H105ZM122 120V121H121ZM131 122H130V121ZM137 120H139V121H137ZM73 121V122H72ZM75 121H77V122H75ZM84 121H85V123H84ZM91 121V122H90ZM101 121V122H100ZM110 121V122H109ZM164 121V120H163ZM199 121H200V123H199ZM204 121V122H205ZM214 121H217V119L216 120H214ZM217 121V124H224V121H226V120H224L223 121V123L220 121ZM227 121H226V123H227ZM54 122V123H53ZM75 122V123H74ZM82 124H81V123ZM105 122V123H104ZM114 122V123H113ZM134 122V123H133ZM211 122H210V124H211ZM219 122V123H218ZM59 124V125H57V124ZM94 123V124H93ZM120 123V124H119ZM155 123V124H156ZM158 123V124H159ZM178 123H180V124H178ZM182 123L184 124V125H182ZM196 123V124H195ZM203 123V122H202ZM55 126H54V125ZM85 124H87V125H85ZM101 124H103V126L104 127H102V125ZM108 124V125H107ZM191 124H193V125H191ZM198 124V125H197ZM204 124H206V125H208L209 127H207L206 125H204V126H206V131H205V127L203 126V124L201 125V127H203V128H200V130L201 129H204L203 131L204 132H213V131H209L212 127L208 124V123H204ZM214 124H215V122H214ZM214 124H213V129H214ZM108 126V127H111V126ZM160 125H162V123L160 124ZM183 126V128L185 127V129L183 130V128L181 129V128H179V126L180 127H182ZM212 125V124H211ZM216 125V124H215ZM225 125H227V124H225ZM73 126V127H72ZM136 126H138V128L139 127H141L140 126V124L139 125H136ZM135 126V127H136ZM148 125H146V127H147ZM218 126V125H217ZM113 127V128H114ZM152 127V126H151ZM172 127V128H171ZM188 127V128H187ZM223 127V126H222ZM96 128V127H95ZM117 128V127H116ZM149 126H148V128H145L147 131H149ZM171 128V129H170ZM176 128V129H175ZM178 128H179V131H180V133L181 134H179L178 132ZM191 129V130H188V129ZM259 128H261L262 129V127H260L259 126ZM151 129V128H150ZM187 129V130H186ZM60 130H64V131H66L65 132V134H63V132L62 131H60ZM175 130L176 131H178L177 133L175 132ZM93 131V130H92ZM183 133H182V132ZM191 131V133H193V136L195 137H191V139H190V136L188 135V140H187V137H186V139H185V137L184 136H187L186 135V132L188 133V132H190ZM57 132H61L62 134L60 135L61 137H59L58 138V133ZM146 131H144V134H146L145 136L144 135H142V137L141 138H143V140L142 139H140V138H137L139 141H143V142H147V140L148 139H150L151 138V136H152V133L150 134L149 132L147 133H145ZM170 132V133H169ZM172 132V133H171ZM195 132V133H194ZM203 132V133H204ZM91 133H93V132H90V134ZM98 133V132H97ZM53 134H55V135H53ZM67 134H68V136H67ZM148 134H150V135H148ZM167 134V135H166ZM181 135V136H179V135ZM183 134V135H182ZM185 134V135H184ZM195 134V135H194ZM196 134H198V135H196ZM208 134V133H207ZM11 135V136H10ZM65 135V136H64ZM77 136L79 135V134H76ZM75 135V137H76V142H77V138H82L83 136L81 135L80 137H77ZM95 135H96V137H95ZM148 135V136H147ZM173 135L175 136V137H173ZM176 135H177V137H176ZM191 136H192V134H190ZM87 136V135H86ZM85 136V137H86ZM88 136H90V140H93V138L95 139V138H97L98 136H99V134H96V133H94V134H91V135H88ZM93 136V137H92ZM121 136V135H120ZM67 138V140H66V138ZM145 137V138H144ZM146 137H148L147 139H146ZM150 137V138H149ZM160 137H162V138H160ZM179 137H184V141H182L181 142V144L183 143V142H188V141H190L192 144H193V142H195L194 143V145H193V149H190V148H192V145L189 147V145L186 147L185 145H184V148H185V150H181V149H179V150H181L180 152H181V154L177 151V149H176V147H180L181 145L180 144H177V142H176V144H177V146H175L174 145V143H172V145L171 144H169V146L171 145V147L173 146V147H175V149L172 147H169L168 146V142L169 143H171L170 141H173V142H175V141H177L178 139H179ZM200 137H202V139H203V135L201 134L199 137H198V140H201V139H199ZM62 138H63V140H62ZM70 138H71V136H70ZM117 138V137H116ZM165 138H167V139H165ZM173 138H175L176 140H172ZM194 138V139H193ZM208 138V137H207ZM209 138H210V136H209ZM208 138V139H209ZM59 139V140H58ZM75 139V138H74ZM117 139H119V136H118V138ZM144 139H145V141H144ZM158 139H161V140H158ZM169 139H171L170 141H168ZM181 140H182V138H180ZM208 139H206V138H204V140H206V142H207V140ZM79 140V139H78ZM138 140H135L134 142H136V141H138ZM166 142H164V141ZM180 140V141H181ZM186 140V141H185ZM192 140H193V142H192ZM196 140H197V138H196ZM198 140H197V142H198ZM125 141H128L127 143L125 142ZM160 141H161V145L162 144H167V145H165V146H163V148L162 149H160ZM210 140H208V143H210V144H212V141L211 142H209ZM58 142H61V143H58V145H56ZM62 142H63V144H62ZM66 142V143H65ZM155 142V143H154ZM163 142V143H162ZM179 142V141H178ZM189 142V143H190ZM206 142H204V144L206 143ZM66 145H65V144ZM83 143H86V144H83ZM116 143V144H115ZM124 143H126L125 144V146H124ZM130 143V144H131ZM156 143L158 144V145H156ZM190 143V144H191ZM61 144V145H60ZM123 144V145H122ZM140 144H141V142H140ZM147 144H149L148 142H147ZM154 144H155V146H154ZM188 144V143H187ZM197 144V143H196ZM210 144H207L206 143V145H210ZM132 145H134L133 147L135 148V150H137L136 149V146H137V144L135 145V144H131V145H128L127 147H131ZM179 145V146H178ZM63 146H65V147H63ZM73 146V147H72ZM81 146V147H80ZM139 147H140V145H138ZM137 146V147H138ZM150 146H154V147H151L152 149H150ZM166 146H168L170 149H168L169 151H171V152H175L176 151V153L174 154V155H172L173 157H175V158H177V157H180L179 159L180 160H178L177 162L178 163H176L175 162V164H174V166H172L173 164H169L168 162H171L172 161V163L174 162V161H176V159H173L172 158V156H171V159H173V160H169L168 159V157H170V155L172 154L171 152H170V154L168 153V156H167V159L169 160L168 162L166 161V158H163V155L162 154H164V157H166V155H167V152H168V150L166 149V148H164V147H166ZM182 146H183V144H182ZM211 146V145H210ZM11 147V148H10ZM79 147H80V149H79ZM132 147V148H133ZM139 147H138V150L141 152V150L139 149ZM159 147V150H163V151H165L164 149H166V153L165 152H163L162 153V151H160V155L161 156H158V154L156 153V152H158L159 153V150L157 151L156 149ZM167 147V148H168ZM212 147V146H211ZM211 147H207L208 148V150L211 148ZM5 148V149H4ZM120 148V149H119ZM122 148V149H121ZM124 148V149H123ZM133 148V149H134ZM153 148H156V149H154V150H156V151H153ZM180 148H182V147H180ZM125 149H126V151H125ZM131 149V148H130ZM171 149H174L175 151H173V150H171ZM183 149V148H182ZM200 149L198 148V150H199V152H202V151H200ZM119 150V151H118ZM122 150V151H121ZM125 152H124V151ZM196 151H197V149H195ZM118 151V152H117ZM133 151V152H132ZM155 152V153H153V152ZM187 151H188V149H187ZM117 152V153H116ZM122 152V154H124V155H118V153L120 154ZM124 152V153H123ZM136 152H138V151H136ZM153 153V155H151V156H155V154H157L156 155V157H155V161H153V163H157V161H158V167H160V165H161V169H160V171H162L164 168H163V164L162 163H167V164H165L167 167H169L170 168V165H171V169H170V171H174L175 169H173L172 167H174L175 168V166H177L176 164H179V166L178 167H176V170L180 167L181 168V170L179 169V171L177 172L176 170V176L175 177H173L174 176V173L172 174L173 176H169V177H171V179L173 180V181H175L176 179H178V181L177 182H179V183H176V181L174 182V183H176V185L178 186V189H173V187H175V188H177V186H175L174 185V183H173V181L170 179H166V180H164L163 178H164V176L163 175H165V170L166 171H169L167 168H165V170H164V172L162 173V172H159V174H158V176L160 175L161 177H159L160 179L159 180H161V181H159L157 178H158V176H157V171H158V167H156L157 165L155 164V166H154V169L156 168L157 169V171H155L154 169H151V168H153V165H151L152 164V160H151V163H150V165H149V163H148V161H146L147 160V158L149 157V154H152ZM177 152H178V154H180V155H178L177 154ZM202 152V153H203ZM114 153V154H113ZM133 153V154H132ZM187 153V152H186ZM189 153V152H188ZM198 153V152H197ZM196 153V154H197ZM202 153L200 154V155H202ZM116 154H117V157L118 156H120V157H118V160H119V158H120V162L122 161V163L121 164H123V163H125L124 165H122L121 166V164H120V162L119 161H117V158H116ZM145 154V155H144ZM166 154V155H165ZM185 154V153H184ZM193 154H195V153H193ZM195 154V155H196ZM199 154V153H198ZM197 154V155H198ZM146 156L145 157V159H144V157H142V156ZM148 155V156H147ZM204 155V153H203V156H205ZM111 156H112V158H115V161H117V162H115L116 164H119L120 165V169H122L123 170V167L124 166H126V168H124V172L123 171H121L120 169H119V166H117L115 163H111L112 161H113V159L111 158ZM115 156V157H114ZM151 156H150V158H151ZM157 156H158V158L160 159V161H161V163L159 162V160H157L156 158H157ZM203 156H200V157H203ZM160 157H162V158H160ZM108 158H109V160H108ZM124 158V157H123ZM133 158V159H132ZM137 158H138V160H137ZM154 157H152V159H153ZM111 159H112V161H111ZM162 159V160H161ZM163 159H164V161H166V162H163ZM178 159V158H177ZM193 160L194 161V164L193 163H191L190 162V160ZM203 159V158H202ZM148 160H149V158H148ZM197 160V161H196ZM109 162V165H110V163H111V165H113V166H111L110 165V167L109 168H112V170L114 169V171H112L111 169L108 171L109 173H116V172H118V173H123V174H125V172H126V174L125 175H127L128 173V176L131 174V175H133L134 174V170L132 171L131 169H134L133 167H135V168H139L140 169V167L142 168L141 170H139L138 169V174H140L141 172L143 173H141L140 175L142 176V177H144V179L147 177V178H154V177H156L155 179H157L158 180V182H162V183H158L159 184V186H160V184L162 185L163 183V187H161L162 189H160V190H158L157 191V189H159L160 187L158 186V184L155 186L156 188V191L154 192L153 190H154V187L153 188H151L152 187V185L151 184H148V183H151V181H153V180H155V179H150V180H148L149 182H147L146 180H147V178L144 180L140 175H136V174H134L133 176L135 177H137V176H139V177H141L142 179H140L139 177H137V181L140 179V180H142V181H146V183H147V185L149 186V185H151V186H149V187H147V186H145L146 184L144 183V182H141V181H139V182H141L143 185H142V187L141 188H143V190H145L146 188V192H147V190L150 188V191H151V189H152V192H154V193H156V194H161L162 195V198H161V196L159 197V196H157V195H155V194H152L149 190H148V194H150V195H148L147 193H145L140 187V191L138 192V186H141V183H139V185H138V182L136 181V177H135V179H132L133 177L130 175L129 176V178L132 180V185H134V184H136L137 186V189H136V187L134 188L133 187V189H135V193L136 194H138L139 193V195L140 196H142L141 194H142V191H143V193H145L142 197H144V198H141V199H139V195L137 196V199H139V200H137L138 201V203H139V201L140 200H143V201H140V203L142 204V208L140 207V203L139 204H137L138 206H133L134 205V202H135V205H136V203H137V201H136V196H135V193H132L133 194V196H134V198H133V196H132V194H131V196L129 195L132 191H134L132 188H131V182L129 183V184H127V182L125 181L124 183H125V185L124 186H126V184H127V186H126V188H124L123 190H121L122 192L124 191L125 192V195H124V192H123V194L122 193H120V191H118L119 192V194H121V196L123 195V197H120V195L118 194V193H116L117 192V190H115V193L114 192H112V194H118L117 195V197L116 198H114V199H112L111 200V202L113 203V200H118L119 199V197H120V201L121 200H123L124 198H126V199H128V198H132L131 200H132V202L134 201V199H135V201L133 202V204H128V202H129V199H128V202L126 201H121L122 203H127V205L125 204V207H127L128 206V210H130L132 207V210L133 211H131V213L129 212V216H131L132 215V212H133V215H134V208H139L140 210H143L142 211V213H146V216L150 219L151 217L150 216H154V214L153 215H150L151 213H153L154 212V210H155V212H156V208H158V206H157V204L158 205H160L161 203H163L162 205H163V207H164V202H165V207L167 206V208L165 209V207L163 208V207H161V208H163V209H165L164 210V212H163V210L162 209H160L159 210V212L160 211H162L163 213H164V215L166 214V212H168L167 213V215H165V220H167V221H165L164 220V218H158V219H156L157 217V215H161V212L158 214V212H156L155 214H157V215H155V217H152L151 218V221L149 220V222H147L148 220H147V218H146V216H145V218H143L142 216H144V214L142 215L141 214V212L139 213V215H142V216H140V217H142V219L145 221V220H147V221H145L146 222V224L144 223V221L142 222V220L141 219H138L139 220V222H138V220L136 219V217L138 216H131V217H133V219H131V217H130V219H129V221H132V222H136V220H137V222H136V224H135V226H134V223H131V225H133V226H131L130 227V225H129V223H128V218H127V223H128V225H126V228H128V230L126 229V232H124V234H123V236L122 235H120L119 237H117V239L119 240V239H121V238H123L124 240L126 239V244L128 245H126L125 246V248L126 249H124V251H123V249L122 250H119V248L117 247V248H115L114 247V245H113V243H112V241L111 240H109V241H107V243L106 244H101V243H99L100 245H98L97 247H95L94 249H90V250H84V249H74V248H71L67 243H65V241H62V240H60L58 237L59 236H57L56 234L58 233L60 236L62 235V232L64 231L63 229H64V227L65 226H67V222H60L59 224H57L56 225V227L55 228H51V229H49V232H46V234L47 235H53V234H55L56 236H57V238L55 239V236H53V237H48V236H44V237H42V238H37V239H35V240H31V239H26V240H24L25 238L24 237H17V235H18V233L20 232V231H22V230H24V227L25 228H27L26 226H29V225H31V224H33L34 222H36V221H40V219L42 220H44V218H46V221L48 222V220L49 219H51V217H52V215L53 214H55V213H57L59 210H61V208L63 209V205H66L65 203L67 202L68 203V200H72L70 197L71 196H75L76 195V192L75 191H77V189H78V191H79V188H80V186L81 185H84V186H81V188L82 187H85L87 190H84V189H81L80 190V192H78L77 191V194L78 195H76L73 199L76 201V199H77V202H78V198H80V200L82 201L83 199H86V197L85 198H83L84 196H87L89 193H90V190H92V191H94L95 190V192H91L92 194H100V193H102V191L103 190H105V191H107L108 189V187L109 188H111L109 185H106V186H108V187H105V183H102V181L100 180V179H102L103 178V176L102 175H107L108 176V173H106L105 172V174H103L104 173V171L102 172V169H106L108 166L107 165H105L107 162ZM142 161V162H141ZM145 163H144V162ZM150 161V160H149ZM68 162V163H67ZM79 162V163H78ZM83 162V163H82ZM114 162V161H113ZM188 162V163H187ZM189 162H190V164H189ZM65 163V164H64ZM69 163L71 164V165H69ZM101 163V164H100ZM105 163V164H104ZM128 163V164H127ZM130 163V164H129ZM141 163L143 164L144 163V167H145V169L144 170H147V169H149V167L146 169V166H151L150 167V170H152L151 172L153 173L154 171V173H156L155 174V176H154V173H153V175L152 176H150V174H152V173H150V174H147V173H149V171L150 170H147V173H145V172H143L144 170H143V168L144 167H142V165H141ZM148 165H147V164ZM74 164H75V167H74ZM104 164V165H103ZM108 164V163H107ZM115 164V165H114ZM131 164H132V166H131ZM140 164V165H139ZM182 164H184L185 165V167H188V169L186 168V170L185 171H182ZM199 164V165H200ZM205 164H208L207 166L205 165ZM102 165L104 166V168H102ZM130 165V166H129ZM134 165H136V166H134ZM164 165V166H165ZM169 165V166H168ZM183 165V166H184ZM196 165V166H195ZM213 165V163H211V165L210 166H212ZM78 166H81L82 168H80V169H82V170H80V169H78L79 171H80V173H79V171L77 170V168H78ZM99 166H101V168L102 169H97V167L99 168ZM115 166H116V168H115ZM129 168H128V167ZM140 166V167H139ZM165 166V167H166ZM71 167V168H70ZM106 167V168H105ZM204 167V168H203ZM206 167V168H205ZM215 167H217V166H213V171L210 169L209 171L211 172H214V168ZM219 167V166H218ZM215 168V169H219L220 167L222 168V167H224V166H220L219 168ZM87 168V169H86ZM119 169V171H118V169ZM192 170H191V169ZM69 169V170H68ZM74 169H76V171L74 170V172H73V170ZM95 169H97L98 170V172H99V170H100V174H102V175H100L99 176V174H97L96 172H97V170H95ZM125 169H126V171H125ZM173 169V170H172ZM183 169H184V167H183ZM65 171L63 174L64 175H62V174H60L61 173V171ZM89 170V171H88ZM116 170V171H115ZM154 170V171H153ZM187 170H191L192 171V173H191V171H187ZM193 170H194V173L195 174H197V171H199V173H198V175H200L199 176V178L198 177H196V175L193 173ZM201 170V171H202ZM91 171H92V173H91ZM93 171H96L94 174H93ZM106 171V170H105ZM121 171V172H120ZM128 171V172H127ZM131 173H130V172ZM135 171H136V169H135ZM174 171V172H175ZM187 171V172H186ZM216 171V170H215ZM218 171H221V170H218ZM222 171H225V170H222ZM221 171V172H222ZM102 172V173H101ZM140 172V173H139ZM181 172V173H180ZM182 172H184V173H182ZM186 172V173H185ZM188 172H190L191 174H189ZM210 172H208V173H210ZM74 173V174H73ZM85 175H83V174ZM111 173V174H112ZM135 173H137V171L135 172ZM144 173H145V175H144ZM160 173H162L163 175H161ZM180 174V175H178V174ZM208 173H206V174H204V175H208ZM220 173V172H219ZM218 173V174H219ZM80 174V175H79ZM91 174H93L94 176L96 175L97 177H99V181H98V179H97V177H94V176H92ZM166 174H167V172H166ZM182 174H184V175H182ZM186 174V175H185ZM189 174V175H188ZM194 175V176H192L191 177V175ZM221 174V173H220ZM219 174V175H220ZM66 175V176H65ZM76 175H77V177H76ZM105 175V176H106ZM110 175V174H109ZM148 175L150 176V177H148ZM168 175H171V172L170 173H168ZM168 175L166 176L165 175V177H168ZM188 175V176H187ZM197 175V176H198ZM57 176V177H56ZM61 176V177H60ZM92 176V177H91ZM102 176V177H101ZM106 176V177H107ZM146 176V177H145ZM154 176V177H153ZM163 176V177H162ZM179 176H181V177H179ZM184 176V177H183ZM202 176V177H201ZM91 177V180H89V178ZM106 177H104L103 179H105ZM186 177V178H185ZM188 177V178H187ZM196 177V178H195ZM92 178H96L97 180H96V183H99V185L97 184L95 187L97 188V189H99V190H97V189H94L93 187H92V189H90V185L88 184V183H92L93 181H94V179H92ZM139 178V179H138ZM174 178V179H173ZM176 178V179H175ZM184 178V179H183ZM200 181H202L201 179L203 178V179H205L204 180V183H203V181H202V183L204 184V185H201L202 186V188L201 187H198V188H200L201 190L202 189H204L203 187H206L204 190H202L204 193H205V190L207 189H209L207 192L208 193H210V189H211V193H213V191H214V193H213V195H211V193H210V195H209V197L207 196V195H205L204 194V197H206L207 199V201H205V198L202 200V198L201 197H203L202 196V191H201V197H200V193H199V189H198V193L197 192H195L196 191V188H195V186H193L194 185V183L196 184V183H198L199 184V180ZM60 179V180H59ZM102 179V180H103ZM183 179V180H182ZM188 179V180H187ZM192 179H195V180H192ZM84 180V181H83ZM86 180H88L89 182H86ZM133 180H135L134 182H136V183H134L133 182ZM186 181V183H189L188 184V186H190V182L192 181V182H194L192 185H191V188H195L194 190V192L196 193V194H198V195H195V193H194V197H192L191 195H189V193H191V192H189V191H191V189H190V187H186L185 185H186V183H185V181ZM191 180V181H190ZM197 180V181H196ZM62 181V182H61ZM80 181V182H79ZM98 181V182H97ZM166 181V182H165ZM172 183H171V182ZM188 181V182H187ZM236 182H237V180H235ZM101 182V183H100ZM171 183V184H169V183ZM184 184H183V183ZM85 183V184H84ZM88 185H87V184ZM155 183H156V181H155ZM167 183V184H166ZM212 184H213V181L211 182ZM100 184H102V185H100ZM103 184H104V186H103ZM152 184H154V182L152 183ZM205 184L208 186V188H207V186H205ZM234 184V183H233ZM237 184V183H236ZM129 185V186H128ZM167 187H166V186ZM174 185V186H173ZM235 185V184H234ZM57 186V187H56ZM66 186V187H65ZM89 188H88V187ZM100 186V187H99ZM145 188H144V187ZM159 188H158V187ZM183 186V187H182ZM193 186V187H192ZM197 186H200V184L199 185H197L196 184V187ZM212 186V185H211ZM60 187V188H59ZM128 187H130L131 189H132V191L130 190L129 192H126L127 190H129L128 189ZM165 187V188H164ZM182 187V188H181ZM185 187V188H184ZM12 190H11V189ZM76 188V189H75ZM105 188V189H104ZM164 188V189H163ZM168 188V189H167ZM172 188V189H171ZM182 190H181V189ZM189 188V189H188ZM8 189L10 190V191H8ZM51 189V190H50ZM90 189V190H89ZM166 189V190H165ZM183 189H184V191H183ZM187 191H186V190ZM216 189V188H215ZM111 189H109V192H111L110 191ZM169 190V191H168ZM173 190V191H172ZM177 190V191H176ZM178 190H180L179 192H178ZM237 190V189H236ZM236 190H231V192L230 191H228V192H230V194L231 193H233V192H235V193H237L236 195H235V197L238 195V191L239 190H237V192H236ZM8 191V192H7ZM54 191V192H53ZM57 191V192H56ZM82 191V192H81ZM86 192L87 191V194L86 193H84V192ZM113 191V190H112ZM161 191V192H160ZM185 191H186V193H185ZM233 191V192H232ZM48 192V193H49ZM89 192V193H88ZM98 192V193H97ZM150 192V193H149ZM160 192V193H159ZM165 192V193H164ZM167 192H168V194H167ZM173 192V193H172ZM176 194H175V193ZM178 192V193H177ZM183 192H184V194H183ZM189 192V193H188ZM215 192H217L216 194H215ZM84 193V194H83ZM90 193V194H91ZM126 193H128V195H126ZM141 193V194H140ZM164 193V194H163ZM181 193V194H180ZM223 193V194H222ZM235 193H233L232 195L234 196V194ZM56 194V195H55ZM68 194V195H67ZM73 194H75V195H73ZM79 194H80V197H77V196H79ZM86 194V195H85ZM89 194V195H90ZM173 194H175L176 196H175V198H173L174 197V195ZM177 194L180 196H177ZM183 194V195H182ZM185 194H187V195H185ZM207 194V193H206ZM221 196H220V195ZM64 195H66V197L64 196ZM81 195L83 196V197H81ZM88 195V196H89ZM148 195V196H147ZM151 195H155V197H153V198H161L162 200H163V198L164 197H166V201L168 202V200H170L169 202H171V201H173L172 203H170L169 205H167L166 203V201L164 200V202L162 201H160L159 199H158V201L156 200V199H154V200H156V201H154L153 200V198H151V200L150 199H148V198H150L149 196H151ZM164 195H166V196H164ZM167 195H169V196H173V197H170V199H168L169 198V196H168V198H167ZM215 195V196H214ZM216 195H219L218 197H220V198H218ZM222 195H225L224 197L226 198V199H224V197H222ZM87 196V197H88ZM110 196H111V194H110ZM109 196V197H110ZM119 196V197H118ZM125 196V197H124ZM126 196H128V198L126 197ZM145 196H146V198H145ZM190 196V197H189ZM198 196V197H197ZM229 196V195H228ZM68 197V198H67ZM108 197V196H107ZM109 197H108V199H109ZM152 197V196H151ZM184 199H183V198ZM195 197H197V200L195 201V199H194V201L192 202V200H193V198H195ZM201 199H200V198ZM211 197V198H210ZM216 197V198H215ZM223 198V200H222V198ZM82 198V199H81ZM104 199L106 198V197H103ZM102 198V199H103ZM111 198H113L112 196L110 197V199ZM123 198V199H122ZM187 198V200H185ZM192 198V199H191ZM198 198H199V200H198ZM209 198V199H208ZM213 198V199H212ZM53 199V200H52ZM57 199H59V200H57ZM107 199V198H106ZM110 199H109V201H110ZM146 199V200H145ZM168 199V200H167ZM173 199V200H172ZM175 199H176V201H175ZM178 199H180V202H182L181 204H180V202H178ZM182 199V200H181ZM189 199H191V200H189ZM212 201H211V200ZM219 199H221V200H219ZM74 200H72V201H70V203L71 202H74ZM79 200V201H80ZM131 200H130V202L129 203H132L131 202ZM215 200V201H214ZM217 200V201H216ZM225 200V201H224ZM116 201L114 202L115 204H116ZM119 201V200H118ZM118 201H117V203H118ZM119 201V203L118 204H120L121 202ZM144 201L146 202H148V201H150V203H144ZM160 201V204L159 203H157V204H154V203H152V204H154V205H156L155 207V209L153 210V212H152V209H153V205H149V206H152V208L151 207H149V208H151V209H149V208H145V210L143 209V206L144 207H146L145 205L146 204H151V202H159ZM192 203L191 204V206H190V202ZM200 201H201V203H200ZM203 201V202H202ZM205 201V202H204ZM222 201V202H221ZM229 202V204H225V202L226 203H228ZM168 202V203H169ZM184 202V203H183ZM212 202H214V204L212 203ZM216 202V203H215ZM75 203V202H74ZM80 203V202H79ZM177 203V204H176ZM180 204V206H179V204ZM209 204L210 206H212V208L209 206V205H206V204ZM220 203H221V205H220ZM46 206H45V205ZM63 204V205H62ZM69 204V203H68ZM185 205V208H182V207H184V206H181V205ZM193 204H195L194 206H192ZM212 204V205H211ZM26 206V207H23V206ZM130 205H132V207H130ZM174 205V206H173ZM189 205V206H188ZM196 205H199V206H196ZM201 205V206H200ZM204 205V206H203ZM220 205V206H219ZM27 206H29L28 208H27ZM62 206V207H61ZM161 206V205H160ZM169 206V207H168ZM171 206H172V208H173V210H170V208H171ZM176 206V207H175ZM179 206V207H178ZM188 206V208H186ZM203 206V207H202ZM214 206V207H213ZM224 208H223V207ZM48 207V208H47ZM147 207H148V205H147ZM181 207V208H180ZM189 207H190V209H189ZM192 207V208H191ZM193 207H195V208H193ZM200 207H202V208H200ZM216 207V208H215ZM219 207H221L220 209L221 210H218L219 209ZM231 207V206H230ZM26 208V209H25ZM130 208V209H129ZM137 208V209H138ZM160 208V207H159ZM169 208V209H168ZM174 208H178V209H182V210H178L179 212H184L185 211V214L184 213H179L180 215L182 214L183 215V217L184 218H182L181 219V217L180 216H177V215H175L174 213H175V211H177V210H175ZM196 208H199V209H196ZM213 208H215V209H213ZM228 208H229V206H228ZM53 209V210H52ZM57 209H59V210H57ZM139 209L137 210L138 212H139ZM170 210V211H166V210ZM187 211H186V210ZM217 209V210H216ZM150 211V213L148 214L147 212H144V211ZM158 210V209H157ZM197 210V211H196ZM215 210V211H214ZM172 211H173V213H172ZM195 213H194V212ZM204 211V212H203ZM210 211H211V213H210ZM50 212V213H49ZM188 212V213H187ZM193 212V213H192ZM202 212V213H201ZM217 212V213H216ZM223 212V216L221 215V213ZM40 213V214H39ZM172 213V215H170ZM178 212H176V214H177ZM138 214V213H137ZM187 214H188V216H187ZM190 214V215H189ZM193 214V215H192ZM195 214V215H194ZM210 214H212V215H210ZM135 215H136V211H135ZM150 215V216H149ZM164 215H161V216H164ZM171 216L172 217V219H170V221L173 223V222H177V220H176V218L179 220L177 223L179 224H175V223H173L174 225L172 226L171 224H169L170 222H169V220L167 219L168 218V216ZM181 215V216H182ZM186 215V216H185ZM199 217H198V216ZM219 217H218V216ZM161 216H158V217H161ZM167 216V217H166ZM170 216H169V218H170ZM173 216H175V218L173 217ZM197 216V217H196ZM50 217V218H49ZM194 217V218H193ZM196 217V218H195ZM213 217V218H212ZM220 217H222V219H220ZM227 217V216H226ZM225 217V218H226ZM36 218V219H35ZM38 218V219H37ZM47 218H49L48 220H47ZM136 220H135V219ZM190 218H192V219H190ZM210 218V220H208ZM215 218V219H214ZM217 218V219H216ZM227 218H230V216L229 217H227ZM152 219H153V221H152ZM156 221H155V220ZM161 219H163L164 220V222H163V220H161ZM173 219H175V220H173ZM186 219V220H185ZM188 219H190V220H192V221H190V220H188ZM193 219L194 220H196V221H193ZM200 221H199V220ZM215 220V222H214V220ZM220 219V220H219ZM141 220V221H140ZM159 220H161V221H159ZM182 220H184V221H182ZM198 220V221H197ZM204 220V221H203ZM209 221V224H207L208 223V221ZM212 220V222L210 223V221ZM155 221V222H154ZM190 221V222H189ZM225 221V222H224ZM45 222V221H44ZM151 222H153V223H151ZM159 222V223H158ZM165 222H167L166 224H165V226L167 227V229H166V227L164 226V223ZM169 222V223H168ZM180 222H181V224L182 223H184V224H182V225H180ZM192 222V223H191ZM197 222H198V225H197ZM228 222V223H227ZM63 223V224H62ZM138 223H140V224H138ZM142 223H144V224H142ZM163 223V224H162ZM186 223V224H185ZM189 223H191V225L189 224ZM202 223H206L207 225H212V227H211V225L209 226V227H207L206 225V227L208 228H206L205 226V228L204 227H202ZM215 225H214V224ZM220 223V224H219ZM225 223H227V226L226 225H224ZM36 224V223H35ZM62 224V225H61ZM148 224V225H147ZM152 224H154V225H158L157 227L156 226H154V225H152ZM193 224H194V226H193ZM200 224V225H199ZM219 226H218V225ZM136 225H138V226H136ZM151 225V226H150ZM175 225H177V227L175 226ZM187 225V226H186ZM190 225V226H189ZM214 225V226H213ZM221 225V226H220ZM162 227V230H161V227ZM165 228H164V227ZM172 226V227H171ZM179 226V227H178ZM183 228H182V227ZM184 226H186V227H184ZM195 226H200L199 227V230H198V227H195ZM216 226V228H215V230L213 229V227H215ZM222 226H225V227H222ZM68 227V226H67ZM67 227H65V230H66V228ZM140 227V228H139ZM149 227H151V228H149ZM169 227V228H168ZM174 227V228H173ZM190 227H192L191 229L189 228V230H191L192 231V229H193V231H194V234H193V231L190 233V231L188 230V228ZM202 227V228H201ZM227 227V228H226ZM61 228V229H60ZM132 228V230H130ZM158 228H160V229H158ZM194 228H195V230H194ZM197 228V229H196ZM203 230V229H206L205 231H208L210 228H212V231L210 232V230L208 231L209 232V234L207 233V232H205V231H202L201 229ZM222 228V229H221ZM59 229V230H58ZM149 231H148V230ZM187 231H186V230ZM221 229V232H223V233H221V232H219L218 230H220ZM156 230V231H155ZM175 230V231H174ZM185 230V231H184ZM197 230V231H196ZM216 230H217V233H216ZM224 230V231H225ZM182 231V232H181ZM184 231V232H183ZM196 231V232H195ZM200 231H202V232H200ZM146 232V233H145ZM149 232V233H148ZM159 232V233H158ZM176 234H175V233ZM189 232V233H188ZM215 232V233H214ZM218 232H219V235H221V236H219L218 235ZM61 233V234H60ZM161 233V234H160ZM165 233V234H164ZM183 235H182V234ZM185 233L187 234V236L185 235ZM204 233V234H203ZM207 233V234H206ZM211 233V234H210ZM213 233V234H212ZM221 233V234H220ZM162 234H164L163 236H162ZM177 234L180 236V239H179V237L177 236ZM200 234L202 235V236H200ZM216 234V235H215ZM126 237H125V236ZM142 235V236H141ZM158 235V236H157ZM172 235H175L174 237H175V239L173 238V240H175V241H173L172 240ZM206 235H208L209 236V238H208V236L206 237V239H204V237L206 236ZM210 235H211V237H210ZM147 236V237H146ZM165 236H166V238H165ZM194 236V237H193ZM219 236V237H218ZM5 237L7 238V237H11V239H9L8 241H5L4 239H5ZM125 237V238H124ZM130 237V238H129ZM138 237V238H137ZM146 237V238H145ZM170 237V238H169ZM188 237V238H187ZM191 237V238H190ZM196 237H198L197 239H196ZM22 238V239H21ZM168 238V239H167ZM190 238V240H187V239H189ZM195 238V239H194ZM213 238V239H214ZM134 239H136V242L134 241ZM141 241H140V240ZM167 239V240H166ZM178 239L180 240V241H178ZM184 239V240H183ZM194 239V240H193ZM200 239V240H199ZM201 239H203L205 242H203V240H201ZM28 240V241H27ZM155 240V241H154ZM192 240V241H191ZM196 240V241H195ZM208 240V241H207ZM132 241H134V244H133V242ZM165 241H166V243H165ZM171 241V242H170ZM176 242V244H177V247L175 248L174 246H176V244H174L173 242ZM195 241V242H194ZM199 241V242H198ZM108 242H109V244H108ZM132 242V243H131ZM138 242V243H137ZM185 242V243H184ZM194 243V247L193 246H191L192 245V243ZM201 242H203L202 244H198V243H201ZM49 243V244H48ZM129 243V244H128ZM144 243V244H143ZM158 245H157V244ZM164 243V244H163ZM206 243V244H205ZM174 244V246L172 247V245ZM181 244V245H180ZM187 244H190V245H188L189 247H191V248H189L188 246H186ZM196 244V245H195ZM104 245V246H103ZM135 245H138V246H135ZM140 245V246H139ZM142 245V246H141ZM147 245V246H146ZM161 247H160V246ZM165 245H166V247H165ZM199 245H205V246H203V247H201V246H199ZM209 245V244H208ZM227 245V247H228V245L229 244H226ZM135 246V247H134ZM152 246V247H151ZM166 248V250H165V248ZM170 246L172 247L171 248V251H169V249H170ZM178 246L180 247V249L178 250L177 248H178ZM195 246H196V249H195ZM197 246H199V247H201L200 249L197 247ZM101 247V248H100ZM108 247H111V248H108ZM134 247V248H133ZM163 247V248H162ZM185 247V248H184ZM227 247H225V245L223 246V249H221L222 251H223V253L225 252V253H227V252H230V251H235L236 252V250L235 249H232V248H230V249H227V251H226V249L225 248H227ZM104 248V249H103ZM130 248V249H129ZM153 248V249H152ZM158 248V249H157ZM160 248V249H159ZM169 248V249H168ZM174 248V249H173ZM189 248V249H188ZM197 248H198V250H197ZM203 248H204V251H202L203 250ZM21 249V250H20ZM101 249H103L102 251H101ZM106 249V251H104ZM107 249H109V250H107ZM135 249H136V251H135ZM138 249V250H137ZM154 249H156V251L157 252H155V250ZM162 249H164V250H162ZM168 249V250H167ZM177 249V250H176ZM185 249H186V251H185ZM195 249V250H194ZM11 250V251H10ZM19 250V251H18ZM81 250V251H80ZM94 250V251H93ZM101 252H100V251ZM127 251V253H125L124 254V252H126ZM151 250V251H150ZM154 252H153V251ZM158 250H159V252H158ZM188 250V251H187ZM189 250H191L190 251V253H189ZM229 250V251H228ZM96 251V252H95ZM123 252V254H122V252ZM141 253V255H142V257H141V255L138 253ZM148 251H149V254H148ZM165 253V251H169L170 253H172V255L170 256V255H168L169 253H167L166 252V254L168 255L167 257H168V260L167 259H165L166 258V256H165V254H163L162 255V253L163 252ZM172 251H175L174 253H177V255L175 256V254L172 252ZM194 251H197L198 253H196L195 252V255H197V254H199V259H196V257L198 256H196V257H194L195 255L193 254L192 255V253L194 252ZM200 251V252H199ZM222 251H220V252H222ZM234 251H233V253L232 252H230V253H232V255L234 254H236V253H234ZM105 252L107 253V255L105 254ZM117 252V253H116ZM120 252V254H118ZM192 252V253H191ZM203 252H205V253H203ZM94 253V254H93ZM113 253V254H112ZM136 253V255L137 254H139L138 255V257H136V255L134 256V254ZM151 253H153L152 255H153V258H152V256H151ZM157 253V254H156ZM188 253H189V255H188ZM201 253H203V254H201ZM223 253H221V254H223ZM224 253V254H225ZM230 253H228V254H230ZM3 254V255H2ZM94 256H93V255ZM100 254V255H99ZM105 254V255H104ZM117 254V255H116ZM156 254V255H155ZM192 256H191V255ZM201 254V255H200ZM208 255L209 254H211V251L209 252L208 251V253H207ZM111 255V256H110ZM124 255V256H123ZM149 257H148V256ZM203 255V256H202ZM78 256V257H77ZM89 256H90V258H89ZM147 256V257H146ZM163 256H165V258L163 257ZM169 256L171 257V258H169ZM216 256V255H215ZM114 257V258H113ZM118 257H120L119 259H118ZM176 257V258H175ZM203 257V258H202ZM210 257H212V259L210 258ZM78 258V259H77ZM81 258V259H80ZM106 258V259H105ZM113 258V259H112ZM139 258V259H140ZM143 258H145L144 260H143ZM151 258V259H150ZM174 258V259H173ZM209 258H210V260H214L213 259V256H209ZM215 258V257H214ZM148 259H150V260H148ZM162 259H165V260H162ZM173 261H172V260ZM176 259V260H175ZM195 259V260H194ZM207 259V261H205V260ZM3 260V259H2ZM77 260H79V261H81V262H78ZM86 260V261H85ZM134 260V259H133ZM147 260H148V262H147ZM167 260V261H166ZM171 261V262H169L168 263V261ZM174 260H175V263H174ZM75 261H77V263L75 262ZM83 261V262H82ZM84 261H85V263H84ZM164 261H166V262H164ZM198 261V262H197ZM195 262V263H194ZM211 261H209V263H210ZM203 263H198V264H203ZM2 264H7V263H2ZM142 264H143V262H142Z\"/></svg>","mask_w":264,"mask_h":264},{"label":"bare ground","instance_id":"bare-ground-1","mask_svg":"<svg viewBox=\"0 0 264 264\" xmlns=\"http://www.w3.org/2000/svg\"><path fill=\"white\" fill-rule=\"evenodd\" d=\"M6 1V0H5ZM4 1V2H5ZM8 1V4L11 2V1H9V0H7ZM6 1V2H7ZM14 1V3L16 2L15 0H13ZM22 1V0H21ZM85 1H87V0H82V1H79V0H52V1H49V5L51 4H53V6H50V7H52L51 8V10L49 11L48 9H49V7H46V11H49V12H46V11H44L46 14H45V18L44 17H42L43 15H41V18H43V19H46L47 18V15H48V19H46V20H43V19H39V21H38V23H37V25H34V23L36 24V18H34V21H36V22H34L33 21V19H31L30 17V19H31V22L29 23L28 22V24L25 26V23H23V22H25V20L28 18L27 16L26 17H23V15L24 14H26V13H28L30 10L27 8V10H25V11H28V12H26V13H24L25 11H24V9H23V7L21 8V7H19V10H20V8L22 9V12H20V16L21 17H23V18H25V20L24 19H22L21 17H20V20H24L23 22L22 21H20L19 20V22L23 25L24 24V26H21V24L19 23V25H17V23L18 22H16V29L14 28L15 27V25L13 26V29H15L14 31H16V34H17V32L19 31V27H22V29H20L21 31H23V32H25V33H23L22 32V34H23V36H25L24 34H26V37L27 38H29V39H26L27 40V42H26V40H25V42H24V44H22V42H21V44H22V46H20V47H17V48H13L12 47V49L11 48H7V47H3L2 45V47L0 48V90H2V89H10V87H21V88H23V87H26V86H28V85H30V83L32 84V82H34L33 84V86H35V85H37V86H35V87H37L38 88V91L40 92V94L42 93V96H40V95H37V96H39V99H40V97H43V95H44V92L46 91V90H44V89H46V87H47V89H50L49 87H51V89H50V91L52 90V87H53V90L55 89V87L54 86H58L59 85V83L61 84L62 83V81L63 80H65L66 78H65V76L64 75H61L63 72L62 71H64L65 70V68L59 73V71H60V69H62L61 67L63 66V64L66 66V63L67 62H63V63H61L63 60H61V59H64V60H66L64 57H67V56H69L68 54L65 56V53H66V51L68 52V50L67 49H69L70 50V47L69 46H67V44H64V43H66V42H68L69 40H70V38H72L73 40L75 39V38H73L72 36L73 35H71L70 37H68L67 36V34H69L70 35V33H73L74 31H76V30H74L75 28H76V25L77 24H80L81 22H79V20L80 19H82V20H84L83 19V13H81V9L82 8H85V7H83V6H90L91 8H87L86 7V9L84 10V9H82L84 12L85 11H87L88 9H91V11H89V12H85L84 14H87V13H89V14H91L92 13V9H98V8H92V6H93V4H90V3H86ZM97 0H95V2H96ZM99 1H101V0H98L97 2L99 3ZM106 3L107 2H109V1H107V0H104ZM103 0L101 1V3H100V5L99 6H101V4H102V2H104ZM128 1H130V0H128ZM186 1H188L185 5H181V9H179L178 7V9L180 10V15L179 14H176L175 13V11H174V13L176 14V16L177 15H179L180 17H177V18H179L180 20L179 21H177L178 19H174V21L175 22H177V23H179L178 25L174 22V24H172L171 26H170V23L169 22H166V18H168V20L170 21V22H172L171 21V18L172 17H170V16H172L171 14H170V16L168 17V15H163V17L162 18H164V22H163V19L161 20L162 21V23H158V24H160V26L162 25L163 26V28H161V27H159L158 26V24H157V22H159L160 21V19H159V21H157L156 22V20L159 18H157L156 20H155V22H153L152 21V19H151V21L153 22H150V21H148V22H150V23H152L154 26H155V24L154 23H156L157 25L155 26V27H153V25L151 24V28H150V26H149V28H148V31H146V32H143L142 31V29L140 30V32L142 31L143 32V34H140V32H138L139 31V29L140 28H138V29H136L137 30V33H139L141 36L138 38V37H136V36H138L137 35V33H136V35H134V33H133V36H132V31H131V35L130 36H132V37H128V38H130L131 39V41L130 42H127L128 44L129 43H131L132 42V46L134 45V46H136L135 48H134V46H133V48H132V46L131 45H128V47L129 46H131V49H132V51H129V53L132 55V52L133 51H136L137 50V47L138 48H140L139 49V51H146V50H151V51H155V50H157V49H159V45H160V48L162 47H164V46H162V45H165V50H166V46H167V48L169 47V49H168V51L171 49V47H173V43H175V41L172 39V41H170L171 40V38H172V36H173V32H177L179 29H183V30H185L186 29V27H183V26H185L186 24H188V25H190V27H191V25L193 24V23H195L196 24V26L198 25L197 23H201V22H203L204 20H202L203 19V17H204V15L201 13L202 12V10H201V8L199 9L196 5L199 3L198 1V3L196 2V0H192L193 2L195 1L196 3H193V2H190V0H186ZM200 1V0H199ZM203 1V0H202ZM1 2H3V1H1ZM50 2H53V3H50ZM87 2H91V0H89V1H87ZM97 2H96V4H97ZM183 2H185V1H183ZM183 2H182V4H183ZM45 3V2H44ZM92 3H94V1L92 0ZM106 3H103V5H105ZM125 3V2H124ZM144 3V2H143ZM258 3V2H257ZM17 4H18V0H17ZM16 4V5H17ZM22 4V3H21ZM47 4V3H46ZM95 4V3H94ZM95 4V5H96ZM118 4V3H117ZM121 4V3H120ZM126 4V3H125ZM129 4V3H128ZM131 4V3H130ZM11 5H13V4H11ZM10 5V6H11ZM43 5V4H42ZM48 5V6H49ZM168 5V4H167ZM166 5V6H167ZM172 5V4H171ZM173 5H174V3H173ZM214 5L216 6V7H214V8H216L217 10H218V13L217 14H220L222 17H224V18H226L227 19V22H229L230 23V21L232 20V25L234 24L235 26V28H236V33H235V39H236V37H244L245 36V33H251V34H253L254 32H256L257 33V35L255 36V39L253 40V41H248V42H246V43H244V42H242V44H240L241 46L238 48L239 50L240 49H242L243 47V49H245V51H244V55H245V53L247 54V56L245 55H243L242 56V54H239V55H241L242 57H243V59H244V57H245V59H246V57H248L246 60L244 59V61H247L248 62V64L247 65H249V63L250 62H253V64L255 65V63H256V61H258V58H260V57H264V30H262V28L264 27V8H262V7H260L259 5H257V4H255L254 2H253V0H216L215 1V3H214ZM14 6V5H13ZM18 6V5H17ZM98 6V7H99ZM108 6V5H107ZM120 6V5H119ZM145 6H147V5H145ZM25 7V6H24ZM94 7V6H93ZM95 7H97V6H95ZM105 7V6H104ZM117 7V6H116ZM130 7V6H129ZM132 7V6H131ZM173 7V6H172ZM18 8V7H17ZM101 8V7H100ZM109 8V7H108ZM138 8V7H137ZM149 8V7H148ZM174 8V7H173ZM15 9V8H14ZM33 9V8H32ZM35 9V8H34ZM45 9V8H44ZM106 9V8H105ZM129 9V8H128ZM139 9H140V6H139ZM146 9V8H145ZM169 9V8H168ZM177 9V10H178ZM108 10V9H107ZM119 10V9H118ZM177 10H176V12H177ZM178 10V11H179ZM200 10H201V12H200ZM33 11V10H32ZM36 11V10H35ZM99 11V10H98ZM103 11V10H102ZM126 11V10H125ZM139 11V10H138ZM164 11V10H163ZM169 11V10H168ZM181 11H183V14L181 13ZM18 12V11H17ZM79 12H80V15H79ZM100 12H101V10H100ZM117 12V11H116ZM135 12V11H134ZM165 12V11H164ZM216 12V11H215ZM33 13V12H32ZM39 13V12H38ZM48 13V14H47ZM95 12H93V14H94ZM102 13V12H101ZM120 13V12H119ZM128 13V12H127ZM126 13V14H127ZM163 13V12H162ZM29 14V13H28ZM37 14V13H36ZM96 14V13H95ZM121 14V13H120ZM129 14V13H128ZM169 14V13H168ZM32 15V14H31ZM30 15V16H31ZM40 15V14H39ZM81 15H82V17H81ZM97 15V14H96ZM100 15V14H99ZM125 15V14H124ZM133 15V14H132ZM201 15V16H200ZM254 15V17L256 18L257 17V19H259L258 20V22H255V20H253L252 21V16ZM87 16V15H86ZM86 16H84V17H86ZM89 16V15H88ZM94 16V15H93ZM93 16H92V14L90 15V17H88V18H93ZM121 16V15H120ZM119 16V17H120ZM126 16V15H125ZM124 16V17H125ZM164 16H167L166 18L164 17ZM174 16V15H173ZM203 16V17H202ZM17 17V16H16ZM96 17V16H95ZM109 17H111V16H109ZM117 17V16H116ZM122 17V19L120 20V18H119V20L120 21H124L123 19V16H121ZM128 17H129V15H128ZM127 17V18H128ZM208 17H209V15H208ZM211 17V16H210ZM209 17V18H210ZM221 17V18H222ZM28 18V21H30V19ZM38 18H40V16L38 17ZM37 18V19H38ZM87 18V17H86ZM98 18V17H97ZM155 18V17H154ZM198 18H200V20L198 19ZM202 18V19H201ZM207 18V17H206ZM17 19V18H16ZM19 19V18H18ZM102 19V18H101ZM105 19V18H104ZM114 19V18H113ZM117 19H118V17H117ZM135 19V18H134ZM172 19V20H173ZM43 20V21H42ZM81 20V21H82ZM92 20V19H91ZM94 20V19H93ZM96 20V19H95ZM202 20V21H201ZM17 21V20H16ZM41 21V22H40ZM84 21H87V19H85ZM88 21H90V19H88ZM131 21V20H130ZM201 21V22H200ZM26 22H27V20H26ZM34 22V23H33ZM91 22V21H90ZM96 22V21H95ZM106 22V21H105ZM113 22H114V20H113ZM129 22V21H128ZM146 22V21H145ZM167 24H166V23ZM207 22V21H206ZM213 22V21H212ZM92 23H93V21H92ZM92 23H91V25H92ZM115 23V22H114ZM118 23V22H117ZM117 23H116V25H117ZM143 23V22H142ZM169 23V24H168ZM101 24V23H100ZM107 24V23H106ZM113 24V23H112ZM120 24V23H119ZM138 24V23H137ZM147 24V23H146ZM175 24L177 25L176 27H175ZM207 24V23H206ZM212 24V23H211ZM88 25H89V23H88ZM111 25V24H110ZM144 25V24H143ZM149 25V24H148ZM147 25V26H148ZM174 25V26H173ZM201 25V24H200ZM208 25H209V23H208ZM17 26H19V27H17ZM79 26V25H78ZM77 26V28H80V27H78ZM85 26H86V23H85ZM90 26V25H89ZM98 26V25H97ZM105 26V25H104ZM135 26V25H134ZM133 26V27H134ZM142 26V25H141ZM178 26H181V27H178ZM199 26V25H198ZM202 26V25H201ZM205 26V25H204ZM260 26H263L261 29H260ZM112 27V26H111ZM146 27V26H145ZM192 27L194 28V26L192 25ZM209 27V26H208ZM207 27V28H208ZM228 27V26H227ZM12 28V27H11ZM86 28V27H85ZM89 28V27H88ZM92 28V27H91ZM94 28H95V26H94ZM189 28V27H188ZM213 28V27H212ZM229 28V27H228ZM13 29H12V31L11 32H13ZM87 29V28H86ZM147 28H145V30H146ZM195 29H196V27H195ZM202 29V28H201ZM78 30V29H77ZM93 30V29H92ZM91 29H90V31H92ZM102 30H103V28H102ZM135 30V29H134ZM181 30H179L178 32H180L181 33V36L179 35V34H176L177 35V37H181L182 39H183V33L182 32H184L183 30H182V32H181ZM186 30H188V29H186ZM185 30V31H186ZM194 30V29H193ZM199 32V34H201V30H200V28L199 29H197ZM21 31H19L18 33L20 34L19 36H21L22 34H21ZM79 31V30H78ZM82 31V30H81ZM97 31V30H96ZM235 31V30H234ZM26 32H29L30 33V35H28ZM130 32V31H129ZM195 32H197V31H195ZM194 32V33H195ZM211 32V31H210ZM67 33V34H66ZM78 33V32H77ZM169 33H170V35H169ZM203 33V32H202ZM209 33V32H208ZM255 33V34H256ZM13 34H15V32L13 33ZM15 34V35H16ZM73 34H75V32L73 33ZM96 34V33H95ZM168 34V35H167ZM183 34V35H182ZM127 35V34H126ZM128 35H129V33H128ZM166 35L168 36V37H166ZM176 35L175 36H173V37H176ZM179 35V36H178ZM186 35V34H185ZM187 35H189L188 33H187ZM197 35V34H196ZM211 35H212V33H211ZM215 35V34H214ZM13 36V35H12ZM30 36V37H29ZM65 36H67L69 39H67V37L65 38ZM75 36V35H74ZM79 36V35H78ZM171 36V37H170ZM191 36H193V35H191ZM16 37H17V35H16ZM15 37V38H16ZM80 37H81V35H80ZM135 37L137 38V40H133V39H135ZM165 37H166V39H167V41H168V38L170 37V40L168 41V42H170L169 43V45H168V42H167V45H166V40H165ZM189 37V36H188ZM199 37V36H198ZM209 37V36H208ZM233 37V36H232ZM24 37H22V39H23ZM64 38V39H63ZM120 38V37H119ZM125 38H126V36H125ZM124 38V41H125V43H126V39H128V38H126L125 39ZM133 38V39H132ZM158 38V39H157ZM161 38V39H160ZM162 38H163V41H164V43H159V45H158V43H156L155 44V42H156V39H157V42L158 41H160L161 40V42H162ZM181 38H179L180 39V41H178V43L179 42H183L184 40H185V38L183 39V41H181L182 39ZM207 38V37H206ZM206 38H205V41L204 42H208L207 40H206ZM234 38V37H233ZM245 38H246V36H245ZM251 38V37H250ZM9 39V38H8ZM63 39V40H62ZM68 41H67V40ZM155 39V41H154V44L155 45H153V40ZM210 39V38H209ZM18 40H19V38H18ZM64 40H66V42L64 41ZM72 40V41H73ZM137 41V42H133V41ZM175 40H178V38L176 39L175 38ZM191 40V39H190ZM198 40H199V38H198ZM198 40H196V41H198ZM203 40H204V38H203ZM212 40V39H211ZM220 40V39H219ZM237 41L239 40V39H236ZM251 40H252V38H251ZM3 41H5V39L4 40H2V42ZM62 41V42H61ZM195 41V40H194ZM235 41V40H234ZM7 42V41H6ZM4 43V44H6L7 45V43ZM57 42V46H58V44H60V45H62V44H64V46L67 48L66 49V51L64 50V52H63V56H61V57H59V58H61L60 60L57 58L58 56H59V54L63 51V47L64 46H56L54 43H56ZM60 42V43H59ZM71 41H69L68 42V45H69V43H70ZM173 42V43H172ZM177 42V41H176ZM184 42H186V40L184 41ZM190 42H192V41H190ZM200 42V41H199ZM198 42V43H199ZM203 42V43H204ZM210 42V41H209ZM239 42V41H238ZM74 42H72V44H73ZM78 43V42H77ZM119 43V42H118ZM126 43V44H127ZM135 43V44H134ZM151 43V44H150ZM177 43V45H179ZM197 43V42H196ZM201 43H202V39H201V42H200V45H201ZM214 43V42H213ZM245 45H244V44ZM0 44H2V43H0ZM3 44V45H4ZM72 44H71V47H73L72 46ZM125 44V45H126ZM184 44V47H187L188 46V48H189V45H187L186 46V44L185 43H183ZM187 44H189L188 42H187ZM211 44V43H210ZM229 44V43H228ZM239 44V43H238ZM18 45V44H17ZM80 45V44H79ZM124 45V46H125ZM149 45L150 46H152L151 48H148L149 47ZM191 45H194V43H192ZM196 45V44H195ZM235 45V44H234ZM233 45V46H234ZM243 45V46H242ZM5 46V45H4ZM12 46V45H11ZM19 46V45H18ZM57 47V48H55V47ZM78 46V45H77ZM97 46V45H96ZM117 46V45H116ZM115 46V47H116ZM127 46V45H126ZM145 46H148L147 48L148 49H146L145 48ZM158 48H157V47ZM175 47H176V44L174 45ZM180 46H182V45H180ZM197 46V45H196ZM198 46H199V44H198ZM206 46V45H205ZM237 46V45H236ZM239 46V45H238ZM15 47V46H14ZM59 47H61V49L59 48ZM69 47V48H68ZM123 47V46H122ZM128 47H127V50H128ZM141 47H142V49H141ZM179 47V46H178ZM183 47V46H182ZM194 47V46H193ZM235 47V46H234ZM242 47V48H241ZM4 48V49H3ZM10 49V50H7V49ZM78 48V47H77ZM177 48V47H176ZM192 48V47H191ZM65 49V48H64ZM73 49H76L75 47L73 48ZM102 49V48H101ZM125 49V48H124ZM133 49H136V50H133ZM173 49H175V48H173ZM172 49V50H173ZM178 49V48H177ZM187 49V48H186ZM243 49L242 50H240V51H243ZM62 50V51H61ZM77 50V49H76ZM110 50V49H109ZM113 50V49H112ZM129 50H130V48H129ZM161 50H164V49H161ZM181 49H179V51H180ZM100 51V50H99ZM121 52H123L122 50H120ZM160 51V50H159ZM168 51H166V52H168ZM60 52V53H59ZM120 52V53H121ZM137 52V53H136ZM136 52H134L135 54H138V51H136ZM144 52H142V53H144ZM161 52H163V51H161ZM174 52V51H173ZM75 54H76V52H74ZM111 53V52H110ZM126 53V52H125ZM128 53V51H127V54L130 56V54ZM141 53V52H140ZM139 53V54H140ZM149 53V52H148ZM147 53V54H148ZM155 53V52H154ZM153 53V57L156 55V53H157V51H156V53L154 54ZM222 53V52H221ZM240 53V52H239ZM242 53V52H241ZM62 54V53H61ZM73 54V53H72ZM71 54V55H72ZM75 54H73V55H75ZM78 54V53H77ZM107 54V53H106ZM121 54H123V53H121ZM134 54V55H135ZM160 54V53H159ZM58 55V56H57ZM73 55H72V57H73ZM109 55V54H108ZM107 55V56H108ZM120 55V54H119ZM124 55V54H123ZM127 55V56H128ZM145 55V54H144ZM158 55V54H157ZM166 55V54H165ZM57 56V57H56ZM86 56V55H85ZM106 56V55H105ZM106 56V57H107ZM110 56V55H109ZM122 56V55H121ZM133 56V55H132ZM147 56V55H146ZM150 56V55H149ZM63 57V58H62ZM71 57V56H70ZM76 57L77 56H75V59H76ZM111 57V56H110ZM161 57V56H160ZM53 58V59H52ZM54 58H56V59H58V61L57 60H55ZM79 58H80V56H79ZM78 58V59H79ZM96 58V57H95ZM98 58V57H97ZM126 58H128V57H126ZM136 58V57H135ZM165 58V57H164ZM51 59H52V61H51ZM70 59V58H69ZM69 59H67V60H69ZM71 59H74V58H71ZM143 59V58H142ZM217 59V58H216ZM263 59V58H262ZM53 60H55V61H57V62H54ZM113 60V59H112ZM117 60V59H116ZM140 60V59H139ZM148 60V59H147ZM219 60V59H218ZM249 60V61H248ZM261 60V59H260ZM264 60V59H263ZM49 61V62H48ZM71 62H74L75 60H70ZM76 61H78V60H76ZM83 61H84V59H83ZM100 61V60H99ZM119 61V60H118ZM121 61V60H120ZM129 61V60H128ZM216 61V60H215ZM222 61V60H221ZM51 62V63H50ZM78 62H80V61H78ZM112 62V61H111ZM110 62V63H111ZM127 62V61H126ZM136 62H138V61H136ZM140 62V61H139ZM138 62V63H139ZM142 62V61H141ZM148 62V61H147ZM150 62V61H149ZM246 62V63H247ZM70 63V62H69ZM69 63H67V67H69V66H71V63L69 64ZM113 63V62H112ZM124 63V62H123ZM137 63V64H138ZM144 63V62H143ZM259 63V62H258ZM76 64H77V62H76ZM82 64V63H81ZM87 64V63H86ZM107 64V63H106ZM116 64V63H115ZM136 64V65H137ZM140 64V63H139ZM225 64V63H224ZM227 64V63H226ZM36 66L37 68H35L34 69V66ZM79 65V64H78ZM84 65V64H83ZM145 65V64H144ZM144 65H138V68L137 69H140L139 68V66H144ZM228 65V64H227ZM77 66V65H76ZM217 66V65H216ZM230 66V65H229ZM256 66V65H255ZM254 66V68H256ZM31 67V68H30ZM32 67H33V69L35 70V72L34 71H32ZM81 67V66H80ZM119 67H121L122 68V65L121 66H119ZM127 67V66H126ZM133 67V66H132ZM134 67H137V66H134ZM134 67H133V69H134ZM161 67V66H160ZM210 67V66H209ZM208 67V68H209ZM226 67V66H225ZM228 67V66H227ZM226 67V68H227ZM232 67V66H231ZM231 67H230V69H231ZM250 67H252V66H248V68L251 70V74H252V76H253V79H254V81H253V83L255 84L256 83V87H260L261 89H262V91H263V93H264V77H260V76H258V70H256V69H254L253 67V69L254 70H256L254 73L252 72V68H250ZM25 68H27V69H29V71L30 72H23L24 70H25ZM70 68H72V67H70ZM115 68V67H114ZM123 68H125V67H123ZM144 68V67H143ZM145 68H147V67H145ZM197 68V67H196ZM203 68V67H202ZM220 68V67H219ZM73 69H75V67H73ZM106 69V68H105ZM108 69V68H107ZM132 69V68H131ZM225 69V68H224ZM223 69V70H224ZM228 69V68H227ZM233 69V68H232ZM23 70V71H22ZM85 70H86V68H85ZM125 70H126V68L124 69V72H122L121 73V76L122 75H124L123 73H125ZM216 70V69H215ZM229 70V69H228ZM67 71V70H66ZM82 71H84L83 69H82ZM115 71H116V69H115ZM121 71H123V70H121ZM130 71V70H129ZM136 71V70H135ZM156 71V70H155ZM209 71V70H208ZM224 71H227L226 69L224 70ZM224 71H222L223 73H224ZM54 72H58L57 73V75L55 76V74L54 75H52L51 76V74L50 73H54ZM71 72V74H74L75 73V77H76V75H78V73H79V71L77 70V72H75L74 71V73H72V71H70ZM86 72V71H85ZM89 72V71H88ZM88 72H87V74H88ZM105 72H106V70H105ZM110 72H111V70H110ZM117 72V71H116ZM219 72H221V70L219 71ZM219 72H218V74H219ZM50 74V77L51 78H49V76L47 75V74ZM77 73V74H76ZM83 72H81V74H82ZM97 73V72H96ZM101 73H103V72H101ZM120 73V72H119ZM126 73H127V70H126ZM125 73V74H126ZM200 73V72H199ZM203 73V72H202ZM209 73V72H208ZM223 73H221L220 75V77H222V74ZM227 72H225V74H226ZM229 73H230V70H229ZM233 73H234V71H233ZM236 73V72H235ZM235 73H234V77H236L235 76ZM262 73H264V72H262ZM63 74H67V72H65V73H63ZM71 74H67L66 75V77L68 76L69 77V75H71ZM80 74V73H79ZM108 74H110V73H108ZM128 74V73H127ZM126 74V75H127ZM198 74V73H197ZM204 74H205V72H204ZM239 74V73H238ZM250 74V75H251ZM47 75V76H46ZM99 75H102V74H99ZM107 75V74H106ZM105 75V73L103 74V78L106 76ZM111 75H112V73H111ZM129 75V74H128ZM140 75V74H139ZM233 75V74H232ZM261 75V74H260ZM44 76H46V77H48V78H46L45 77V79H44ZM61 76H64V77H61ZM71 76H73V79H75L74 78V75H71ZM70 76V77H71ZM85 76V75H84ZM96 76H97V74H96ZM95 76V77H96ZM118 76V75H117ZM195 76H197L196 74H195ZM209 76V75H208ZM213 76V75H212ZM217 76V75H216ZM223 76H224V74H223ZM67 77V78H68ZM81 77V76H80ZM108 77V76H107ZM109 77H110V75H109ZM112 77V76H111ZM113 77H115V76H113ZM123 77V76H122ZM169 77V76H168ZM203 77V76H202ZM226 77V76H225ZM225 77H222V79L224 78L225 79ZM233 77V76H232ZM233 77V78H234ZM65 78V79H64ZM97 78V77H96ZM98 78H100V77H98ZM97 78V79H98ZM209 78V77H208ZM231 79L230 78V80H233L234 81V79H238V77L237 78H234V79ZM243 78V77H242ZM61 79H62V81H61ZM70 79V78H69ZM81 79V78H80ZM87 79V78H86ZM95 79V78H94ZM107 79V78H106ZM118 79V78H117ZM193 79V78H192ZM207 79V78H206ZM212 79H214V82H215V80L217 79H215V78H212ZM219 79V78H218ZM218 79H217V83H219L218 85L220 86V88H221V85L220 84H222L223 85V87H226L225 89L223 88H219L218 86H216V87H218V89H215V88H213V90L211 91V90H209V93L211 92V94H209L208 93V89H210L209 88V86H208V84L210 83H208L207 84V87H206V84H205V82H204V84H205V87L203 88V91H204V89H206V93H208L207 95L206 94H204L203 93V91H202V89H201V93L202 94H204L205 95V97H207V99H211L212 98V96L214 95V94H216L217 93V96L216 95H214V98H216V97H220V98H222L221 97V95L223 94V95H226V97L227 96H229L228 97V99H226V98H222L221 100H219L218 98L217 99H215V101H217L218 102V100L219 101H221L222 102V104H224V102H225V104L228 102V103H230V105L228 106V104H227V106H228V108H230L231 109V107L230 106H232V108L233 107H235L234 108V112L235 113H233L232 114V111L231 112H229V110H227V109H225V111L227 110V112H228V114L230 113L232 116H229L228 114V116L229 117H231V119L225 114V111H224V115H226L227 117H225L224 118V115H221L222 113H223V111L222 110H218L219 112H220V115H221V117L223 116V118H222V120L219 118L220 116H219V114L218 113H216V111H214L213 110V108L211 107V106H218L219 104H217V103H215V102H213V100H212V104L213 105H211L210 103L211 102H209V106H210V108L208 107V106H206V103H205V105H204V100L203 101H201L200 102V98H202V95L201 94H196V95H198V97L196 98V99H193V97L191 98V99H193V100H195V101H197L198 99H199V102L201 103V104H203L204 106L202 107V108H200V109H202L201 111L202 112H204L205 113V109H207V108H204L205 106L206 107H208V109H211L212 108V110L213 111H210V110H206V111H210V113H212V112H215L216 114H218V115H216L215 113L213 114V115H216V117L217 118H215L213 115H212V117L214 118V119H212V117L211 118H208V119H210L209 120V122L208 121H205V118L206 117H208L209 115L208 114H210V113H208L207 115H205V117H203V113L201 114L202 115V117H203V119H204V121L201 119V118H198L199 120H201L202 122H201V124H200V128H203V127H201V125L203 124V126L204 125H206V124H204V123H208L212 128L209 130V131H213L212 133L210 132H204L203 130L204 129H201L200 130V128H199V125H198V128H197V130L198 131H201V133L199 134L198 132H196V128L194 129V128H191V126H190V124H189V122H192L193 120L192 119H190V121L189 120H186V118L187 117H189V116H186V115H188L189 114V112H187V114L185 113V110H183L182 108H186L187 106L185 105V107H184V103L183 104H181V106H182V108L180 109L179 108V106L180 105H178L177 104V106H178V109L179 110H183L182 112H179V110H177L178 111V113H185L184 115H183V117H185L184 119V121H183V123L185 124V122L187 121L188 122V124L186 125H184L183 123H182V125H184L185 127L186 126H190V128L192 129V132H193V129L195 130V132L196 133H198L199 134V136L202 134L203 135V139H202V137H200L199 139H201V140H198V137L199 136H196V138H197V140H198V142H197V140H196V138L193 136V133H191V131L190 132H186V135L188 134L189 136H190V139H191V137H194L195 138V142L197 143H195V142H193V140H192V142H193V144L190 142V141H188V142H183L182 144H183V146H182V144H181V142L182 141H184V137H185V139H186V137H187V140H188V135L187 136H184V137H179V139L177 140V141H175V142H173V141H170L171 139H169L168 141H170L171 143H167L168 144V146H169V144H171L172 145V143H174V145L176 144V142H177V144H180L181 146L180 147H182V148H180V147H176V149H177V151L181 154V152H182V155L180 156L181 157V159L183 160V162H180L181 160L179 159L180 157H177V158H175L176 156L174 155L175 153H176V149H175V147H173L174 149H171V150H173V151H175V152H171V151H169L168 149H170L169 147H171V145L168 147V146H166V147H164V148H166L167 150H168V152L166 151V149H164L166 152H167V155H166V157H164V154H162L163 155V158H166V161L168 162L169 160H173V159H176V161H174L173 163H172V161L171 162H168L169 164H173L172 166H174V164H175V162L176 163H178L177 161L178 160H180L179 161V164L181 165V163H185V165H188V164H186V160L188 161V159L189 158H193V160H194V158L195 159H197L198 160V158H201V159H199L198 161H200V160H202V163L204 164V162H207L208 163V161L207 160H209L208 159V155H205L206 153L205 152H203V148L205 147L206 149H207V151H209V154H214V156H215V159H213L212 157H209V158H212L211 160H210V165H211V163H213V165L212 166H210V165H208V164H205L206 166L208 165V168H206L207 169V171L208 172H210L209 170L211 169L212 171H213V166L215 165V166H224V167H218L219 169H215V168H217V167H215L214 168V172H210V173H208V172H205L206 170L204 169V170H202V169H200L198 166H201V164H200V162H195V163H197L198 165L196 166V168L198 167L199 168V171H200V175H202L201 174V172L202 173H204V174H206V173H208V175H204L203 174V176H205V177H207L206 178V180H208V181H205V182H207V183H209V181H211V179L212 178H214V177H212V176H215V179H213L212 181H213V184L210 182V186H209V188H211V187H215L214 188V190H218L219 192L220 191H224L223 193H225L226 194V190H228V191H230L231 192V190H239L238 192V195L235 197V195L237 194V193H235V192H233V193H235L234 194V196L232 195L233 193H231L230 194V192H228L227 191V193H228V195H226V198L227 197H230V198H225L224 196L225 195H222V197H224V199H226V200H232V198H234V200L232 201V202H234V203H230V205H224L225 206V208L224 209H226V206H227V209L229 210L230 208H232V207H234L233 208V210L232 209H230L231 210V212L232 213H229V212H227V214L228 215H224L223 214V212L221 213V215L223 214L225 217L227 216V217H229L230 216V218H223V220H227L228 222H229V220L231 219V222H229V223H232L231 225H229V228H227V230H225V228H224V230H222L223 232H221V229L220 230H218L219 232H221V233H223V235H222V237H220V239L218 238V239H216L215 240V238L217 237V236H215V238H214V234L212 235L213 236V238L211 239V238H209V236L208 235H206L205 237H204V239H206V237L208 236V238H209V242L210 243H208V242H206L207 243V245H206V247H208L209 246V248H208V251L210 252L211 251V254H207L208 253V251H207V253L205 254V255H207L208 256V258L207 259H209V261H211L210 263H209V261L208 262H206L207 264H264V121H263V119L261 118V119H258L257 118V116H259V115H257V116H255V114H257V113H255V114H253L252 112H254L253 110L252 111H250V109H247L245 106H246V104H244V103H246V102H244L243 103V100H241L242 98L240 97V95H241V93H240V95H238V91L239 90H241V89H237L238 91H237V93H236V90H235V87H233V86H231L229 83H227V82H225V81H227L226 79H225V81H224V83L222 82V83H220L219 81H218ZM221 79V78H220ZM58 80H60V82L59 83H57L58 82ZM67 80V79H66ZM78 80V79H77ZM88 80H89V78H88ZM93 79H91V80H89V82L90 81H92ZM99 80V79H98ZM109 80H113V79H109L108 78V82H109ZM124 80H126V79H124ZM123 80V81H124ZM137 80V79H136ZM84 81H86V80H84ZM94 81V80H93ZM106 82H107V80H105ZM115 81H117L116 79H115ZM115 81H113V83L115 82ZM148 81V80H147ZM204 81V80H203ZM211 81V80H210ZM222 81V80H221ZM239 81V80H238ZM82 82V81H81ZM86 82H88V81H86ZM85 82V83H86ZM112 82V81H111ZM111 82H109V83H111ZM121 82V81H120ZM128 82V81H127ZM131 82V81H130ZM195 82V81H194ZM232 82V81H231ZM72 83H73V81H72ZM78 83V82H77ZM80 83V82H79ZM91 83V82H90ZM95 83H96V80H95ZM196 83V82H195ZM207 83V82H206ZM216 83V82H215ZM235 82H233L232 84L235 86L236 84H234ZM237 83V82H236ZM52 84H53V86H52ZM55 84V85H54ZM83 84H84V82H83ZM82 84V85H83ZM87 84V83H86ZM112 84V83H111ZM116 84V83H115ZM115 84H113V86H111V85H109L110 87H114L115 86ZM121 84V83H120ZM120 84H118V85H120ZM242 84V83H241ZM240 84V82H239V85H241ZM38 85H40V86H38ZM80 85V84H79ZM85 85V84H84ZM106 85H108V84H105L104 86H106ZM128 85V84H127ZM137 85V84H136ZM146 85V84H145ZM202 85V84H201ZM210 85V84H209ZM215 85H217V84H215ZM215 85H213V84H211V86H215ZM33 86H31V87H33ZM49 86V87H48ZM70 86V85H69ZM76 86H78V85H75V87ZM92 86V85H91ZM100 86L101 87H103V84H100ZM125 86V85H124ZM131 86V85H130ZM135 86V85H134ZM138 86V85H137ZM151 86V85H150ZM198 86V85H197ZM28 87H30V86H28ZM40 87V88H39ZM71 88L73 87L74 88V90H75V87L73 86V85H71L70 86ZM81 87H85V86H81ZM80 86H79V88H81ZM96 87H99V85L98 86H96ZM108 87V86H107ZM115 87H117V86H115ZM120 87H122L121 85H120ZM127 87V86H126ZM129 87V86H128ZM238 87V83H237V85H236V88ZM242 87V86H241ZM253 87H254V85H253ZM11 88V89H12ZM20 88V89H21ZM37 88H35V89H37ZM58 88V87H57ZM78 88V89H79ZM87 88H88V86H87ZM94 88V87H93ZM123 88V87H122ZM154 88V87H153ZM189 88V87H188ZM200 88V87H199ZM27 89V88H26ZM66 89L67 88H65V92H66ZM91 89V88H90ZM89 89V90H90ZM98 88H96V90H97ZM100 89V88H99ZM105 89V88H104ZM111 89V88H110ZM114 90L116 89V88H113ZM121 89V88H120ZM143 89V88H142ZM147 89H149L148 87H147ZM186 89V88H185ZM214 89H215V91H214ZM19 90V89H18ZM23 90V89H22ZM44 90V91H43ZM61 90V89H60ZM68 90V89H67ZM109 90V89H108ZM117 90H119L118 88H117ZM152 90V89H151ZM150 90V91H151ZM196 90V89H195ZM25 91H27V90H25ZM35 90H34V88H33V90H32V92H34ZM50 91H49V93H50ZM56 91V90H55ZM55 91H53V93L55 92ZM61 91H63V89L61 90ZM76 91V90H75ZM85 91H86V89H85ZM103 91V90H102ZM111 91V90H110ZM121 91V90H120ZM153 91V90H152ZM242 91V90H241ZM38 92V93H39ZM64 92V91H63ZM68 92H70V90L68 91ZM71 92H72V90H71ZM77 92V91H76ZM84 94H86L87 92H84V89H83V91H82ZM89 92H91V91H89ZM118 91H116L115 93L116 94H114V96L115 95H117L118 93H117ZM36 93H37V91L35 92V96H36ZM37 93V94H38ZM45 93H48V90L45 92ZM52 93V94H53ZM62 93V92H61ZM78 93H80V91L78 92ZM150 93V92H149ZM188 93V92H187ZM196 93V92H195ZM219 93H221V95H219L218 96V94ZM243 93V92H242ZM30 94V93H29ZM28 94V95H29ZM32 94V93H31ZM34 94V93H33ZM58 94V93H57ZM66 94V93H65ZM70 94V93H69ZM88 95H91V94H89V93H87ZM110 94H112V93H109V95ZM112 94V95H113ZM127 94V93H126ZM132 94V93H131ZM189 94V93H188ZM190 94H191V92H190ZM48 95H50V94H48ZM78 95V94H77ZM80 95H83V94H80ZM92 95H93V93H92ZM112 95H110V98L112 97L113 98V100H114V98L116 97H113ZM148 95V94H147ZM192 95V94H191ZM201 95V96H200ZM238 95V96H237ZM253 95V94H252ZM32 96V95H31ZM45 96V95H44ZM55 96H56V94H55ZM67 96V95H66ZM87 96V95H86ZM127 96V95H126ZM180 96V95H179ZM185 96H187V95H185ZM193 96V95H192ZM199 96H200V98H199ZM243 96V95H242ZM34 97V96H33ZM46 97H47V95H46ZM76 97V96H75ZM79 97V96H78ZM81 97V96H80ZM79 97V98H80ZM82 97H84V96H82ZM105 98H106V96H104ZM121 97V96H120ZM182 97V96H181ZM183 97H184V95H183ZM189 97H191V96H189ZM196 96H194V98H195ZM204 97V98H205ZM208 97H210V98H208ZM241 99H240V98ZM249 97V96H248ZM260 97V96H259ZM45 98V97H44ZM44 98H42V99H44ZM63 98V97H62ZM93 98V97H92ZM99 98V97H98ZM111 98V99H112ZM185 98V97H184ZM246 98V97H245ZM64 99V98H63ZM69 99V98H68ZM67 99V100H68ZM97 99V98H96ZM125 99V98H124ZM142 99V98H141ZM176 99V98H175ZM180 99V98H179ZM183 99V98H182ZM224 99V100H223ZM35 100V99H34ZM46 100V99H45ZM71 100V99H70ZM73 100V99H72ZM76 100V99H75ZM80 100V99H79ZM100 100V99H99ZM121 100V99H120ZM134 100V99H133ZM184 100V99H183ZM186 100H187V102H189L190 101V98H186ZM260 100V99H259ZM40 101H42V100H40ZM50 101V100H49ZM80 101H83V100H80ZM110 101V100H109ZM117 101V100H116ZM177 101V100H176ZM224 101V102H223ZM244 101H246V100H244ZM61 102V101H60ZM62 102H65V104L66 105H71V106H74V104H76L77 105V102L75 103H73L72 101H69L68 103L69 104H67L66 103V100L64 101H62ZM61 102V103H62ZM73 104H72V103ZM175 102V101H174ZM178 102V101H177ZM193 102V101H192ZM198 102V104H199V106L198 107H200V103ZM206 102H207V100H206ZM55 103V102H54ZM59 103V102H58ZM80 103V102H79ZM105 103V102H104ZM114 103V102H113ZM131 103V102H130ZM193 103H196V102H193ZM214 103H215V105H214ZM219 103V102H218ZM44 104H46V103H44ZM63 104V103H62ZM61 104V105H62ZM112 104V103H111ZM115 104V103H114ZM170 104V103H169ZM197 104V103H196ZM243 104L245 105V106H243ZM251 103H249V105H250ZM255 104H256V109H257V111H258V113H261L263 110H264V107L263 106H260V105H258V103H256L255 102ZM65 105V106H66ZM105 105V104H104ZM176 105V104H175ZM248 105V104H247ZM52 106V105H51ZM78 106H79V104H78ZM172 106V105H171ZM180 106V107H181ZM196 106V105H195ZM216 106V107H217ZM227 106H226V108H227ZM36 107V106H35ZM64 107V106H63ZM77 107V106H76ZM106 107V106H105ZM173 107V106H172ZM188 107H190V108H192V106H190V105H188ZM221 107L222 106H220V108L219 109H221ZM249 107H252L251 109H253L254 107H253V105H250V106H248V108ZM62 107H55V109L57 110H60ZM64 108H66V107H64ZM64 108H62L61 109V111H63V109ZM73 109V108H75V106L74 107H70L69 108V106H68V108H66V109H68V110H70V109ZM99 108V107H98ZM125 108V107H124ZM129 108V107H128ZM127 108V109H128ZM167 108V107H166ZM175 108V107H174ZM172 108L174 111H175V109H177V108ZM194 108V107H193ZM193 108L190 110V112L191 113H193V114H190V116L192 115H194V113H196V111H197V109H199V108H196V110H194L195 112H193L192 110H193ZM223 108V107H222ZM224 108H225V106H224ZM71 109V110H72ZM168 109V108H167ZM170 109V108H169ZM172 109H170V111L172 110ZM186 109H189V108H186ZM235 109H236V111H235ZM1 110V109H0ZM4 110H6V109H4ZM65 110V109H64ZM68 110H65V111H68ZM121 110V109H120ZM165 110V109H164ZM255 110V109H254ZM47 111V110H46ZM110 111V110H109ZM169 110H167V112H168ZM169 111V112H170ZM177 111L176 112H170L171 114H174V117H172L171 119H173V118H175V114H176V117H177V115H178V117L181 115V114H177ZM199 111V110H198ZM197 111V112H198ZM217 111V112H218ZM31 112V111H30ZM69 112V111H68ZM68 112H67V114H68ZM94 112V111H93ZM165 112H166V110H165ZM164 113V114H160V116L162 115V117H163V115H164V118H163V120H161L162 122V125H160L161 123H159L160 122V119H162L161 117H157L158 118V120H159V122H154L153 121V123L152 122H145L144 123V120L142 121L143 122V126H145V128H148V126L151 128H149V131H147L145 128H143L142 129V126H141V122L139 121V120H137V121H139L140 123H138V124H134V125H132L133 126V129L131 128V127H129V126H125V125H119V126H115L114 127V125H110L111 127H108V126H106V123H108V122H104L105 124V127L103 126V124H101L102 125V127H104V128H102L101 129V127L99 128L98 127V124H97V126L96 125H87V124H85V125H87V126H82V127H80V126H78L77 127V129L76 128H74V129H72V130H70L69 131V128L67 129L68 130V132H66V131H64V130H60V131H62L63 132V134H65V132L66 133H69L70 132V136H71V138H70V136H68V134H67V136L69 137L68 138V140H69V142L67 143V144H69V143H79V145H81V143L82 142H87V144L86 143H83V144H86V145H84V147L80 150V156L81 157H83V159L85 158V160L84 161H86V158L87 159H89L90 161H101L102 159H104V157H106L111 151V148H113V147H111V143L114 141V140H128V139H130L131 137H135V135L137 134L136 132L137 131H139V129H141V131L143 130V133H139V134H142V135H146V134H144V131H146L147 133L149 132H151L152 133V136H151V138L150 139H148L147 140V142L149 143V144H147V142L145 141V139H144V141L145 142H143L142 140H143V138H141L142 137V135H140V137H139V135L137 134L136 136H138V137H135V139L134 138H131L132 140L134 139V141L135 140H138L137 138H140V139H142L141 141H136V142H130L131 140H128L131 144H137V146L138 145H140V147H139V149L141 150V152L138 150V147L136 146V149L137 150H135V148L133 147L134 145H132L131 147H127L128 145H131L130 143L128 144L127 142L128 141H125L126 143H124V146H125V144L127 145V146H125L126 148H129L128 149V151H126V149H125V156H122V155H124V154H122V152L119 154L118 153V155H121L122 157H120V156H118V157H120L121 158V160L122 161H125V157H127L126 155H128V154H126L127 152H129L130 150H133V151H135V154L136 153H138V154H136L137 156H140L141 157V155H142V152H145V153H149L150 151L148 150V152L146 151V147L148 146V145H153V141H155L157 138H159V136L161 135V134H163L165 131H167V130H169V128L166 130H163V128H159L160 126H165L166 125V127L168 126L167 124H169V123H167L168 122V120L170 121V122H172L171 120H170V116L167 118V116L165 117V115H167V114H169V115H171L170 113ZM256 112V111H255ZM66 113V112H65ZM79 113V112H78ZM123 113V112H122ZM199 113V112H198ZM198 113L196 114L197 116L195 117V118H197L198 117ZM207 113V112H206ZM69 114H71V113H69ZM43 115H45L44 113H43ZM55 115H56V113H55ZM87 115V114H86ZM182 115L180 116V117H182ZM200 115V113H199V116H201ZM83 116H85V115H83ZM101 116V115H100ZM172 116V115H171ZM195 116V115H194ZM193 116V117H194ZM262 115H260L259 117H261ZM178 117L176 118V119H178ZM63 118V117H62ZM165 118L166 119H168L167 121H165ZM220 119V121L223 123V121L224 120H226L227 121V118H229L230 119V121L228 120L227 121V123H226V121H224V124L222 125V124H220L219 122V119ZM38 119V118H37ZM67 119H69V118H66V119H60L59 118V120H57L58 122L57 123H59L60 125L61 124H63V123H69V121H70V119L69 120H67ZM92 119V118H91ZM109 119V118H108ZM176 119H173L174 120V122H172V124L170 123V126L172 125V127H174L175 126V121H176ZM181 119V118H180ZM207 118H206V120H208ZM211 119H212V122H211ZM217 119V121H219L218 123L219 124H217V121H214V120H216ZM41 120V119H40ZM50 120V119H49ZM72 120V119H71ZM74 120V119H73ZM98 120V119H97ZM104 120V119H103ZM107 120V119H106ZM105 120V121H106ZM192 120V121H191ZM197 119H195V121H196ZM43 121V120H42ZM87 121V120H86ZM122 121V120H121ZM130 121V120H129ZM132 121V120H131ZM130 121V122H131ZM155 121H157L156 119H155ZM178 121V120H177ZM177 121H176V123H177ZM198 121V120H197ZM196 121V122H197ZM73 122V121H72ZM75 122H77V121H75ZM74 122V123H75ZM91 122V121H90ZM101 122V121H100ZM110 122V121H109ZM163 122H166L167 124H164ZM178 122H180V121H178ZM210 122H211V124H210ZM214 122H215V124H214ZM54 123V122H53ZM56 123V124H57ZM81 123V122H80ZM84 123H85V121H84ZM114 123V122H113ZM134 123V122H133ZM156 123V124H155ZM159 123V124H158ZM193 124H194V121L192 122ZM199 123H200V121H199ZM59 124H57V125H59ZM82 124V123H81ZM94 124V123H93ZM120 124V123H119ZM140 124V126L141 127H139L138 128V126H136V125H139ZM178 124H180V123H178ZM193 124H191V125H193ZM196 124V123H195ZM213 124H214V129H213ZM225 124H227V125H225ZM54 125V124H53ZM146 125H148L147 127H146ZM174 125V126H173ZM181 125V126H182ZM218 125V126H217ZM55 126V125H54ZM136 126V127H135ZM152 126V127H151ZM194 126V125H193ZM207 127H209L208 125H206ZM206 126H204L205 127V131L207 130L206 129ZM223 126V127H222ZM259 126L260 127H262V129L261 128H259ZM73 127V126H72ZM96 127V128H95ZM114 127V128H113ZM117 127V128H116ZM171 127V128H172ZM176 128L178 127V126H175ZM185 127L183 128V126L182 127H180L179 126V128H183V130L185 129ZM170 128V129H171ZM175 128V129H176ZM179 128H178V131H179ZM188 128V127H187ZM188 129V130H191V129ZM173 130H174V128H172ZM93 130V131H92ZM173 130H169V131H173ZM187 130V129H186ZM141 131H139V132H141ZM178 131H176L175 130V132L177 133ZM90 132H93V133H91V134H94V133H96V134H99V136L97 137V138H93V140H90V136H88V135H91L90 134ZM98 132V133H97ZM145 132V133H146ZM182 132V131H181ZM184 132V131H183ZM182 132V133H183ZM194 132V133H195ZM204 132V133H203ZM58 133V138L59 137H61L60 135L62 134L61 132L59 133V132H57ZM150 133V134H151ZM165 133H167V132H165ZM170 133V132H169ZM172 133V132H171ZM173 133H174V131H173ZM179 134H181L180 133V131L178 132ZM208 133V134H207ZM62 134V135H63ZM76 134H79L78 136L76 135ZM150 134H148V135H150ZM178 134V135H179ZM190 134H192V136L190 135ZM198 134H196V135H198ZM53 135H55V134H53ZM75 135L77 136V137H80L81 135L83 136L81 139L80 138H77V142H76V137H75ZM87 135V136H86ZM121 135V136H120ZM147 135V136H148ZM164 135V134H163ZM167 135V134H166ZM183 135V134H182ZM185 135V134H184ZM195 135V134H194ZM11 136V135H10ZM65 136V135H64ZM86 136V137H85ZM118 136H119V139H117L118 138ZM162 136V135H161ZM179 136H181V135H179ZM209 136H210V138H209ZM93 137V136H92ZM95 137H96V135H95ZM117 137V138H116ZM173 137H175L174 135H173ZM176 137H177V135H176ZM209 139H208V138ZM66 138V137H65ZM75 138V139H74ZM145 138V137H144ZM148 137H146V139H147ZM160 138H162V137H160ZM180 138H182V140L180 139ZM193 138V139H194ZM204 138H206V139H208V140H210L209 142H211L212 141V144H210V143H208V140H207V142H206V140H204ZM79 139V140H78ZM165 139H167V138H165ZM59 140V139H58ZM62 140H63V138H62ZM66 140H67V138H66ZM158 140H161V139H158ZM172 140H176L175 138H173ZM181 140V141H180ZM82 141V142H81ZM164 141V140H163ZM179 141V142H178ZM186 141V140H185ZM140 142H141V144H140ZM156 142V141H155ZM154 142V143H155ZM165 142V141H164ZM167 142V141H166ZM165 142V143H166ZM191 144H190V143ZM199 142H201L200 143V145H201V147H203L204 145V147L202 148V149H200L201 147H200V145H199V147H197L198 146V144H199ZM204 142H206L207 144H210V145H206V143L204 144ZM57 143V142H56ZM58 143H61V142H58ZM58 143L56 144V145H58ZM66 143V142H65ZM64 143V144H65ZM146 143V144H145ZM163 143V142H162ZM188 143V144H187ZM194 143H195V148L193 147V145H194ZM62 144H63V142H62ZM116 144V143H115ZM147 145V146H145V145ZM167 144H162L163 146H165V145H167ZM177 144L175 145V146H177ZM202 144H203V146H202ZM61 145V144H60ZM66 145V144H65ZM123 145V144H122ZM156 145H158L157 143H156ZM161 145V141H160V149H162L163 148V146ZM184 145L187 147L188 145H189V147L192 145V148H190V149H193V152L192 153H190V150H189V148L187 147V149H188V151H187V149L185 150V148H184ZM197 145V146H196ZM154 146H155V144H154ZM154 146H150V149H152L151 147H154ZM179 146V145H178ZM211 147L209 150H208V148L207 147ZM63 147H65V146H63ZM73 147V146H72ZM81 147V146H80ZM80 147H79V149H80ZM134 149H133V148ZM168 147V148H167ZM171 147V148H172ZM11 148V147H10ZM131 148V149H130ZM148 148V147H147ZM198 148L200 149V151H202L203 153H204V155L205 156H203V153L202 152H199V150H198ZM204 148V149H205ZM5 149V148H4ZM120 149V148H119ZM122 149V148H121ZM124 149V148H123ZM149 149V148H148ZM154 149H156V148H153V151H158L159 150V147L156 149V150H154ZM179 149H181V150H185V152L184 151H181V150H179ZM195 149H197V151L195 150ZM119 151V150H118ZM117 151V152H118ZM122 151V150H121ZM132 151V152H133ZM136 151H138V152H136ZM152 151V152H153ZM160 151H162V153L163 152H165V151H163V150H159V153L158 152H156L157 154H158V156H161L160 155ZM181 151V152H180ZM116 152V153H117ZM123 152V153H124ZM131 152V151H130ZM151 152V153H152ZM165 152V153H166ZM170 152L172 153L171 155H170V157H168V159H167V156H168V153L170 154ZM178 152H177V154H178ZM187 152V153H186ZM189 152V153H188ZM199 154H198V153ZM153 153H155V152H153ZM153 153L152 154H149V160H148V158H147V160L145 159V157L146 156H142V157H144V159L146 160V161H148V163H149V165H150V163H151V160H152V164L151 165H153V168H151V169H154V166H155V164L157 165L158 164V161H157V163H153V161H155L154 159H155V157H156V155L157 154H155V156H151V155H153ZM185 153V154H184ZM193 153H197L196 155L195 154H193ZM202 153V155H200ZM114 154V153H113ZM133 154V153H132ZM135 154H133V155H135ZM141 154V155H140ZM180 154H178V155H180ZM110 155V154H109ZM133 155H131V153H130V157H129V155H128V157H127V159H126V161H128V158H131V157H133ZM136 155H135V157H136ZM172 155H174L175 157H173ZM188 157V159H186L185 157ZM148 156V155H147ZM150 156H151V158H150ZM158 156H157V160H159V162L161 163V161H160V159L158 158ZM171 156H172V158L173 159H171ZM198 156V158H196ZM200 156H203V157H200ZM206 156H208L207 157V159H206V161H205V159L204 158H206ZM107 157H109V156H107ZM115 157V156H114ZM118 157H117V154H116V158H117V161H119L120 162V158H119V160H118ZM124 157V158H123ZM152 157H154L153 159H152ZM111 158H112V156H111ZM160 158H162V157H160ZM184 158L186 159L185 161H184ZM203 158V159H202ZM112 159H113V161H112ZM111 159V163L113 164V163H115V162H117V161H115V158H112ZM133 159V158H132ZM105 160V159H104ZM108 160H109V158H108ZM137 160H138V158H137ZM162 160V159H161ZM192 159L190 160V162L191 163H193L194 164V161H193ZM196 160V161H197ZM122 161L120 162V164L122 163ZM126 161H125V163H126ZM166 161H164V159H163V162H166ZM204 161V162H203ZM107 162V161H106ZM142 162V161H141ZM144 162V161H143ZM156 162V161H155ZM190 162H189V164H190ZM68 163V162H67ZM79 163V162H78ZM83 163V162H82ZM108 163V164H107ZM105 165H107L108 167L106 168V169H102V168H104V164L102 165V168H101V166H99V168L97 167V169H102V172L104 171V173L103 174H105V172L106 173H108V176L106 177L105 175H102V174H100L99 172H100V170H99V172H98V170L97 169H95V170H97V172L96 171H93V174L96 172L97 174H99V176L100 175H102L103 176V178L104 177H106L105 179H100L101 181H102V183H105V187H108V186H106V185H109L111 188H107L108 190L107 191H105V190H103L102 191V193H100V194H92L91 192H95V190L94 191H92V190H90V189H92V187L94 186H96L97 184L99 185V183H96V180L98 179V181H99V177H97L96 175L94 176L93 174H91L92 176H94V177H97V179L95 178H92V179H94V181L92 182V183H88L90 186V195L87 197V196H82L81 195V197H83V198H85L86 197V199H83L82 201L80 200V198H78V202H77V199H76V201L73 199L76 195H78L77 194V191H78V189H77V191H75L76 192V195L75 194H73V195H75V196H71L70 198L72 199V200H74V202H71L70 203V201H72V200H68V203L66 202L65 204L66 205H63V209L61 208V210H59V209H57V210H59L57 213H55V214H53L52 215V217H51V219H49V218H47V220H48V222L46 221V218H44V220L42 219H40V221H36V222H34L33 224H31V225H29V226H26L27 228H25L24 227V230H22V231H20L19 233H18V235H17V237H24L25 239L24 240H26V239H31V240H35V239H37V238H42V237H44V236H48V237H53V236H55V239L57 238V236H59L58 238L60 239V240H62V241H65V243H67L71 248H74V249H84V250H90V249H94L95 247H97L98 245H100L99 243H103V244H106L107 243V241H109V240H111L112 241V243H113V245H114V247L115 248H119V250H122L123 249V251H124V249H126L125 248V246L127 245L126 243L129 241H127L126 242V239L124 240L123 238H121V239H117V237H119L120 235H122L123 236V234H124V232H126V229L128 230V228H126V225H128V223H129V225H130V227L131 226H133V225H131V223H134V222H132V221H129V219H130V217L131 216H137L136 217V219L138 220V219H141L142 220V222L144 221L143 219H142V217L143 218H145V216H146V213H142V211L143 210H140L141 208H142V204L140 203V201H143V200H140L139 201V203H140V209H139V212L137 211L138 209L137 208H134V210L136 211V215H135V211H134V215H133V212H132V215L131 216H129L130 214H129V212L131 213V211H133L132 210V205H130V207H132L130 210H128V206L127 207H125V204L127 205V203H122L121 201H123L124 199L128 202V199H129V202H130V200L132 199V198H128V196H126L128 199H126V198H122L123 200H121L120 201V197H123V195L121 196V194H119V192L118 191H120V193H122L123 194V192L125 191H121V190H123L124 188H126V186H127V184H129L130 182V186H131V188L133 189V187L135 186H137L136 184H134V185H132V180L129 178V176L132 174L130 171V175L128 176V174L127 175H125L126 174V172H125V174H123L121 171H123L124 170V168H126V166H124L123 167V170L122 169H120L121 167H120V165L119 164H116L117 166H119V169L121 170L120 172L121 173H118V172H114V173H109L110 171V169L112 170V168H109L110 167V165H111V163H110V165H109V162H107ZM118 163V162H117ZM125 163H123V164H121V166L122 165H124ZM145 163V162H144ZM144 163L142 164L141 163V165H142V167H144L145 165H144ZM188 163V162H187ZM65 164V163H64ZM101 164V163H100ZM114 164V165H115ZM128 164V163H127ZM130 164V163H129ZM147 164V163H146ZM163 165V170L162 171H160V169H161V165H160V167H158V165L156 166V167H158V171H157V169L155 170V171H157L156 173H157V176H158V174H159V172H164V170H165V168H167L169 171H166L165 170V175L167 176L168 175V173H170L171 172V175H168V177H165V175H163L162 173H160L161 175H163L164 176V180H166L167 178L170 180L171 179V177H169V176H173L172 174L174 173V176L173 177H175L176 176V171L178 172L179 171V169L181 170V166L176 170V167H178L179 166V164H176L177 166H175V168L174 167H172L173 169H175L174 171H170V169H171V165H170V168L169 167H167L165 164H167V163H162ZM200 164V165H199ZM69 165H71L70 163H69ZM140 165V164H139ZM148 165V164H147ZM146 166V169L149 167V169H147V170H150V167L151 166ZM166 167H165V166ZM184 164H182V171H185L186 170V168L188 169V167H185V165L183 166ZM111 166H113V165H111ZM130 166V165H129ZM131 166H132V164H131ZM134 166H136V165H134ZM169 166V165H168ZM189 166V165H188ZM191 167H192V169H196L195 167L193 168V166L192 165H190ZM189 166V167H190ZM74 167H75V164H74ZM128 167V166H127ZM140 167V166H139ZM183 167H184V169H183ZM71 168V167H70ZM80 168H82L81 166H78V168H77V170L78 169H80ZM115 168H116V166H115ZM129 168V167H128ZM134 169H131L132 171L134 170V174H138V169L139 168H135V167H133ZM160 168V169H159ZM197 168V169H198ZM204 168V167H203ZM210 168V169H209ZM87 169V168H86ZM118 169V168H117ZM119 169H118V171H119ZM135 169H136V171H137V173H135L136 171H135ZM142 168L140 167V169L139 170H141ZM145 169V167L143 168V170ZM172 169V170H173ZM191 169V168H190ZM191 169V170H192ZM69 170V169H68ZM73 170V169H72ZM75 171H76V169H74ZM74 170H73V172H74ZM80 170H82V169H80ZM106 170V171H105ZM147 170H144L143 172H145V173H147ZM153 170V171H154ZM191 170H187V171H191ZM194 170H193V173H194ZM202 170V171H201ZM216 170V171H215ZM218 170H225V171H218ZM79 171V170H78ZM89 171V170H88ZM109 171V172H108ZM112 171H114V169L112 170ZM116 171V170H115ZM125 171H126V169H125ZM142 171V170H141ZM152 170H150L149 171V173H147V174H150V173H152L151 172ZM154 171V172H155ZM186 171V172H187ZM199 171H197V174H195L196 173V170H195V175H196V177H198L199 178V176L200 175H198V173H199ZM65 171L63 170V171H61V173L60 174H62V175H64L63 173H64ZM101 172V173H102ZM124 172V171H123ZM128 172V171H127ZM153 172V173H154ZM166 172H167V174H166ZM173 172V173H172ZM185 172V173H186ZM217 173V174H215V175H210V179L208 178L209 177V174H211V173ZM221 174H220V173ZM79 173H80V171H79ZM91 173H92V171H91ZM140 173V172H139ZM142 173V172H141ZM140 173V174H141ZM145 173H144V175H145ZM153 173L152 174H150V176H152L153 175ZM156 173H154V176H155V174ZM181 173V172H180ZM182 173H184V172H182ZM189 174H191L192 173V171H191V173L190 172H188ZM220 175H219V174ZM74 174V173H73ZM83 174V173H82ZM110 174V175H109ZM133 174V175H134ZM140 174H138V175H140ZM143 174V173H142ZM178 174V173H177ZM188 174V175H189ZM80 175V174H79ZM84 175V174H83ZM133 175H131L133 178L132 179H135V177L133 176ZM178 175H180V174H178ZM182 175H184V174H182ZM186 175V174H185ZM187 175V176H188ZM198 175V176H197ZM66 176V175H65ZM85 176V175H84ZM91 176V177H92ZM101 176V177H102ZM141 176V175H140ZM149 175H148V177H150ZM153 176V177H154ZM156 176V177H157ZM162 176V177H163ZM192 176H194L193 174L191 175V177ZM57 177V176H56ZM61 177V176H60ZM76 177H77V175H76ZM91 177L89 178V180H91ZM137 177H139V176H137ZM137 177H136V181H137ZM142 177V176H141ZM139 177L140 179H144V177ZM146 177V176H145ZM156 177H154V178H152V179H155ZM159 177H161L160 175L158 176V180L160 179ZM179 177H181V176H179ZM184 177V176H183ZM195 177V178H196ZM202 177V176H201ZM212 177V178H211ZM138 178V179H139ZM147 178V177H146ZM145 178V179H146ZM151 178H147V182H149L148 180H150ZM186 178V177H185ZM188 178V177H187ZM197 178V179H198ZM138 180L137 182H138V185H139V183H141V182H144L143 184L145 185V186H147V187H149V186H151L152 185V187L151 188H153L154 187V192L156 191V185L158 184V183H162V182H158V180L157 179H155V180H153V181H151V183H148V184H151V185H147V183H146V181H142V180ZM144 179V180H145ZM167 179V180H168ZM174 179V178H173ZM176 179V178H175ZM179 179V178H178ZM178 179H176L177 181H178ZM184 179V178H183ZM182 179V180H183ZM60 180V179H59ZM128 182H127V181ZM162 180V179H161ZM161 180H159V181H161ZM172 180V179H171ZM175 180V181H176ZM188 180V179H187ZM192 180H195V179H192ZM199 180V179H198ZM202 181H203V183H204V180L205 179H201ZM235 180H237V182L235 181ZM84 181V180H83ZM97 181V182H98ZM127 182V184H126V186H124L125 185V183L124 182ZM135 180H133V182H134ZM139 181H141V182H139ZM155 181H156V183H155ZM163 181V180H162ZM173 181V180H172ZM175 181H173V183L175 182ZM176 181V183H179V182H177ZM185 181V180H184ZM191 181V180H190ZM197 181V180H196ZM202 181H200L199 180V184H200V186H197L196 187V184L197 185H199L198 183H194V182H190V186H188V184L189 183H186V181H185V183H186V187H190V189H191V191H189V192H191V193H189V195H191L192 197H194L193 195H194V193L195 192H197L198 193V189L200 190L199 191V195H200V197H201V191L202 190H204L206 187H203L204 189H200V188H198V187H201L202 188V186L201 185H204L203 183H202ZM62 182V181H61ZM80 182V181H79ZM86 182H89L88 180H86ZM154 182V184H152ZM158 182V183H157ZM166 182V181H165ZM171 182V181H170ZM188 182V181H187ZM101 183V182H100ZM134 183H136V182H134ZM169 183V182H168ZM172 183V182H171ZM171 183H169V184H171ZM176 183H174V185L175 186H177L176 185ZM183 183V182H182ZM194 183V185L193 186H195V188H196V191L194 190L195 188H191V185ZM235 185H234V184ZM237 183V184H236ZM85 184V183H84ZM87 184V183H86ZM87 184V185H88ZM142 183H141V186H138V192L140 191V188L142 187V185H143ZM156 184V185H155ZM164 184V183H163ZM162 184V185H163ZM167 184V183H166ZM184 184V183H183ZM100 185H102V184H100ZM161 184H160V186H159V184H158V186L160 187H158L159 189H157V191L158 190H160V189H162L161 187H163ZM173 185V186H174ZM212 185V186H211ZM81 186H84V185H81ZM81 186H80V188H81ZM103 186H104V184H103ZM129 186V185H128ZM166 186V185H165ZM179 186V185H178ZM178 186H177V188H175V187H173V189L175 190V189H178ZM192 186V187H193ZM205 186H207L206 184H205ZM57 187V186H56ZM66 187V186H65ZM86 187V186H85ZM85 187H82L81 189H84ZM88 187V186H87ZM88 187V188H89ZM93 187V188H94ZM97 187V186H96ZM94 188V189H97V188ZM100 187V186H99ZM134 187V188H135ZM140 187V188H139ZM144 187V186H143ZM167 187V186H166ZM183 187V186H182ZM181 187V188H182ZM60 188V187H59ZM79 188V191L78 192H80V189ZM130 187H128V189L129 190H127L126 192H129L130 190L132 191V189H131ZM145 188V187H144ZM156 188V189H155ZM165 188V187H164ZM163 188V189H164ZM180 188V189H181ZM185 188V187H184ZM198 188V189H197ZM207 188H208V186H207ZM11 189V188H10ZM76 189V188H75ZM109 189H111L110 191L111 192H109ZM136 189H137V187H136ZM142 190H143V188H141ZM147 189V188H146ZM146 189L145 190H143L145 193H147L148 194V190L150 191V188L147 190V192H146ZM168 189V188H167ZM172 189V188H171ZM189 189V188H188ZM187 189V190H188ZM212 189V188H211ZM211 189H210V193H211ZM12 190V189H11ZM51 190V189H50ZM84 190H87L86 188L84 189ZM97 190H99V189H97ZM113 190V191H112ZM115 190H117V192L116 193H118L119 195H120V197H119V201L121 202L120 204H118L119 203V201H118V203H117V201L116 200H113V203L111 202V200L112 199H114V198H116L117 197V195L116 194H112V192H114L115 193ZM134 191H132L129 195L131 196V194L132 193H135L136 191H135V189H133ZM166 190V189H165ZM182 190V189H181ZM186 190V189H185ZM186 190V191H187ZM209 190V189H208ZM207 189L205 190V193L202 191V196L203 197H201L202 198V200L205 198V201H207L206 199V197L208 196L209 197V195H210V193H208L209 191H208ZM237 190H236V192H237ZM8 191H10L9 189H8ZM7 191V192H8ZM18 192H15V194L12 196V197H10L9 199V202H8V204L7 205H4V207H1L0 208V212L2 211V213L3 212H5V211H7L8 209H9V207H8V205L10 206V205H12L13 206V204H24V205H26V204H30L29 206H31V204L32 203H34V204H43V203H45V202H47L49 199L48 198H50L49 196V194H52V193H50L49 191V193L48 192H43V193H40V194H38V195H33V196H28V195H26L27 193H24L23 194V192L22 191H20V190H17ZM88 191V190H87ZM87 191L86 192H84V193H86L87 194ZM143 191H142V196L145 194V193H143ZM169 191V190H168ZM173 191V190H172ZM177 191V190H176ZM180 190H178V192H179ZM183 191H184V189H183ZM186 191H185V193H186ZM195 191V192H194ZM208 191V192H207ZM54 192V191H53ZM57 192V191H56ZM82 192V191H81ZM152 194H155V195H157V196H161V198H162V195L161 194H156V193H154V192H152V189H151V191H150ZM149 192V193H150ZM161 192V191H160ZM159 192V193H160ZM177 192V193H178ZM83 193V194H84ZM98 193V192H97ZM165 193V192H164ZM163 193V194H164ZM173 193V192H172ZM175 193V192H174ZM207 193V194H206ZM213 193H214V191H213ZM213 193H211V195H213ZM217 192H215V194H216ZM222 193V194H223ZM85 194V195H86ZM110 194H111V196L113 197V198H111L110 199ZM167 194H168V192H167ZM176 194V193H175ZM175 194H173L174 195V197L173 196H169V195H167V198H168V196H169V198L168 199H170V197H173V198H175ZM181 194V193H180ZM183 194H184V192H183ZM182 194V195H183ZM193 194V195H192ZM198 194H196L195 193V195H198ZM204 194L205 195H207L206 197H204ZM209 194V195H208ZM220 194H221V192H220ZM219 194V195H220ZM56 195V194H55ZM68 195V194H67ZM124 195H125V192H124ZM126 195H128V193H126ZM139 195V193L138 194H136L135 193V198H136V201L137 200H139V199H141V198H144V197H142V196H138ZM146 195V194H145ZM148 195H150V194H148ZM147 195V196H148ZM155 195L153 196V195H151V196H149L150 198H148V199H150L151 200V198H153V197H155ZM185 195H187V194H185ZM210 195V196H211ZM219 195H216L217 197L219 196ZM65 197H66V195H64ZM109 197V199H110V201H109V199H108V197ZM132 196H133V194H132ZM131 196V197H132ZM137 196L139 197V199H137ZM159 196V197H160ZM164 196H166V195H164ZM177 196H179L178 194H177ZM181 196V195H180ZM179 196V197H180ZM215 196V195H214ZM221 196V195H220ZM77 197H80V194H79V196H77ZM103 197H106L105 199L103 198ZM125 197V196H124ZM190 197V196H189ZM198 197V196H197ZM197 197H195V198H193V200H192V202L194 201V199H195V201L197 200ZM199 197V198H200ZM221 197V198H222ZM68 198V197H67ZM76 198V197H75ZM103 198V199H102ZM133 198H134V196H133ZM145 198H146V196H145ZM146 198V199H147ZM157 198V197H156ZM156 198H153V200L154 199H156ZM161 198H157L156 200L158 201V199L162 202H164V200L166 199V197H164L163 198V200L161 199ZM183 198V197H182ZM199 198H198V200H199ZM200 198V199H201ZM211 198V197H210ZM216 198V197H215ZM218 198H220V197H218ZM82 199V198H81ZM145 199V200H146ZM167 199V200H168ZM184 199V198H183ZM192 199V198H191ZM191 199H189V200H191ZM209 199V198H208ZM213 199V198H212ZM53 200V199H52ZM57 200H59V199H57ZM80 200V201H79ZM124 200V201H125ZM133 200V199H132ZM132 200H131V202H132ZM156 200H154V201H156ZM173 200V199H172ZM182 200V199H181ZM185 200H187V198L185 199ZM211 200V199H210ZM219 200H221V199H219ZM222 200H223V198H222ZM116 201V204L114 203ZM125 201V202H126ZM134 201H135V199H134ZM133 201V202H134ZM152 201V200H151ZM160 201L159 202H151V204H146L145 206L146 207H144L143 206V209L145 210V208L147 209V208H149V207H151L152 208V206H149V205H153L154 207H153V209H152V212H153V210L158 206V208H156V212H158V214L161 212V215H164V210L167 208V206L165 207V202H164V207H165V209H163L164 207H163V203H161L160 204ZM166 201V200H165ZM170 200H168V202H169ZM175 201H176V199H175ZM188 201V200H187ZM204 201V202H205ZM209 201V200H208ZM207 201V202H208ZM212 201V200H211ZM215 201V200H214ZM217 201V200H216ZM225 201V200H224ZM227 201V202H228ZM229 201V202H230ZM80 202V203H79ZM128 202V204H133V202L132 203H129ZM147 202V201H146ZM145 201H144V203H146ZM167 202V201H166ZM166 203L167 205H169L170 203H172L173 201H171V202H169V203ZM178 202H180V199H178ZM190 202V201H189ZM203 202V201H202ZM222 202V201H221ZM229 202L228 203H226L225 202V204H229ZM138 203V201H137V203H136V205H135V202H134V205L133 206H138L137 204H139ZM147 203H150V201H148ZM152 203H154V204H157V203H159L160 205H158L157 204V206L156 205H154V204H152ZM174 203V202H173ZM172 203V204H173ZM182 202H180V204H181ZM184 203V202H183ZM200 203H201V201H200ZM213 204H214V202H212ZM216 203V202H215ZM34 204H32V205H34ZM177 204V203H176ZM179 204V203H178ZM180 204H179V206H180ZM191 202H190V206H191ZM45 205V204H44ZM144 205V204H143ZM147 205H148V207H147ZM195 204H193L192 206H194ZM206 205H209L208 203L206 204ZM212 205V204H211ZM220 205H221V203H220ZM219 205V206H220ZM23 206V205H22ZM29 206H27V208L29 207ZM46 206V205H45ZM156 206V207H155ZM174 206V205H173ZM178 206V207H179ZM181 206H184V207H182V208H185V205L183 204V205H181ZM189 206V205H188ZM188 206L186 207V208H188ZM196 206H199V205H196ZM201 206V205H200ZM204 206V205H203ZM202 206V207H203ZM210 206V205H209ZM228 206H229V208H228ZM231 206V207H230ZM23 207H26V206H23ZM31 207H33V206H31ZM62 207V206H61ZM160 207V208H159ZM161 207H163V208H161ZM169 207V206H168ZM176 207V206H175ZM202 207H200V208H202ZM211 208H212V206H210ZM214 207V206H213ZM48 208V207H47ZM151 208H149V209H151ZM181 208V207H180ZM192 208V207H191ZM193 208H195V207H193ZM216 208V207H215ZM215 208H213V209H215ZM221 207H219V209L218 210H221L220 209ZM26 209V208H25ZM158 209V210H157ZM160 209H162L163 210V212L162 211H160L159 212V210ZM169 209V208H168ZM166 210V211H170V210H173V208H172V206H171V208H170V210ZM175 210H177V211H175V215H177V216H180L181 217V219L182 218H184L183 217V215L181 216L179 213H184L185 214V211L184 212H182L183 210L182 209H178V208H174ZM189 209H190V207H189ZM196 209H199V208H196ZM224 210V212H226V211H228V210ZM53 210V209H52ZM148 210V209H147ZM144 211V212H147L148 214L150 213V211ZM180 210H182L181 212H179ZM186 210V209H185ZM188 210V209H187ZM186 210V211H187ZM191 210V209H190ZM217 210V209H216ZM174 211V210H173ZM173 211H172V213H173ZM189 211V210H188ZM197 211V210H196ZM215 211V210H214ZM141 212V214L143 215L144 214V216H142V215H139V213ZM155 212V210H154V212L153 213H151L150 215H153L154 214V216H150L151 218L152 217H155V215H157V214H155L156 213ZM176 212H178L177 214H176ZM194 212V211H193ZM192 212V213H193ZM204 212V211H203ZM50 213V212H49ZM138 213V214H137ZM167 213L168 212H166V214L165 215H167ZM172 213L170 214V215H172ZM188 213V212H187ZM195 213V212H194ZM202 213V212H201ZM210 213H211V211H210ZM217 213V212H216ZM40 214V213H39ZM161 215H157L155 218L156 219H158V218H164L165 217V215L164 216H161ZM169 215V216H170ZM190 215V214H189ZM193 215V214H192ZM195 215V214H194ZM210 215H212V214H210ZM222 215V216H223ZM140 216H142V217H140ZM148 216V215H147ZM146 216V218H147V220H145V221H147V222H149V220L151 221V218L149 219L148 217ZM158 216H161V217H158ZM169 216H168V220H169V224H171L172 222L170 221V219H172V217L170 216V218H169ZM186 216V215H185ZM187 216H188V214H187ZM198 216V215H197ZM196 216V217H197ZM218 216V215H217ZM167 217V216H166ZM174 218H175V216H173ZM195 217V218H196ZM199 217V216H198ZM219 217V216H218ZM127 218H128V223H127ZM145 218V219H146ZM194 218V217H193ZM213 218V217H212ZM36 219V218H35ZM38 219V218H37ZM131 219H133V217H131ZM135 219V218H134ZM135 219V220H136ZM190 219H192V218H190ZM190 219H188V220H190ZM215 219V218H214ZM213 219V220H214ZM217 219V218H216ZM220 219H222V217H220ZM219 219V220H220ZM137 220H136V222H137ZM140 220V221H141ZM155 220V219H154ZM161 220H163V219H161ZM161 220H159V221H161ZM164 220H165V218H164ZM164 220H163V222H164ZM173 220H175V219H173ZM176 220H177V222L179 221L177 218H176ZM186 220V219H185ZM199 220V219H198ZM197 220V221H198ZM201 220V219H200ZM199 220V221H200ZM208 220H210V218L208 219ZM207 220V221H208ZM45 221V222H44ZM144 221V223L146 224V222ZM152 221H153V219H152ZM156 221V220H155ZM154 221V222H155ZM165 221H167V220H165ZM182 221H184V220H182ZM190 221H192V220H190ZM189 221V222H190ZM193 221H196V220H194L193 219ZM204 221V220H203ZM60 222H67L68 224H67V226H65V227H67L66 228V230H65V227H64V231L62 232V235L60 236L58 233L55 235V234H53V235H47L46 234V232H49V229H51V228H55L56 227V225L57 224H59ZM136 222L134 223V226H135V224H136ZM138 222H139V220H138ZM162 222V221H161ZM176 221L175 222H173V223H177ZM212 222V220L210 221V223ZM214 222H215V220H214ZM225 222V221H224ZM227 222V223H228ZM36 223V224H35ZM144 223H142V224H144ZM151 223H153V222H151ZM159 223V222H158ZM167 222H165L164 223V226H165V224H166ZM171 224L172 226L174 225V224ZM179 223V222H178ZM177 223V224H178ZM192 223V222H191ZM191 223H189L190 225H191ZM227 223H225L224 225H226L227 226ZM63 224V223H62ZM61 224V225H62ZM138 224H140V223H138ZM163 224V223H162ZM182 224H184V223H182ZM181 224V222H180V225H182ZM186 224V223H185ZM203 225H202V227H204L205 225L207 226V227H209L210 225H207V224H209V221H208V223L206 224V223H202ZM214 224V223H213ZM220 224V223H219ZM128 225V226H129ZM148 225V224H147ZM152 225H154V224H152ZM167 225V224H166ZM179 225V224H178ZM189 225V226H190ZM197 225H198V222H197ZM200 225V224H199ZM215 225V224H214ZM213 225V226H214ZM218 225V224H217ZM136 226H138V225H136ZM151 226V225H150ZM154 226H156V225H154ZM158 226V225H157ZM156 226V227H157ZM163 226V227H164ZM171 226V227H172ZM176 227H177V225H175ZM187 226V225H186ZM186 226H184V227H186ZM193 226H194V224H193ZM205 226V227H206ZM219 226V225H218ZM221 226V225H220ZM161 227V226H160ZM166 227V226H165ZM164 227V228H165ZM179 227V226H178ZM182 227V226H181ZM195 227H198V230H199V227L200 226H195ZM201 227V228H202ZM204 227V228H205ZM206 227V228H207ZM211 227H212V225H211ZM222 227H225V226H222ZM140 228V227H139ZM149 228H151V227H149ZM169 228V227H168ZM174 228V227H173ZM183 228V227H182ZM188 228V227H187ZM190 228V227H189ZM189 228H188V230H189ZM192 228V227H191ZM190 228V229H191ZM200 228V229H201ZM215 228H216V226L215 227H213V229L215 230ZM61 229V228H60ZM158 229H160V228H158ZM166 229H167V227H166ZM197 229V228H196ZM208 229V228H207ZM211 229V230H210ZM209 230H210V232L212 231V228H210ZM217 229V228H216ZM59 230V229H58ZM130 230H132V228L130 229ZM148 230V229H147ZM161 230H162V227H161ZM168 230V229H167ZM186 230V229H185ZM184 230V231H185ZM194 230H195V228H194ZM202 230V229H201ZM206 229H203L202 231H205ZM208 230V231H209ZM149 231V230H148ZM156 231V230H155ZM175 231V230H174ZM183 231V232H184ZM187 231V230H186ZM190 231V233L193 231V229H192V231L191 230H189ZM197 231V230H196ZM195 231V232H196ZM202 231H200V232H202ZM208 231H205V232H207L208 234H209V232ZM182 232V231H181ZM213 232V231H212ZM219 232H218V235H219ZM146 233V232H145ZM149 233V232H148ZM159 233V232H158ZM175 233V232H174ZM177 233V232H176ZM175 233V234H176ZM189 233V232H188ZM206 233V234H207ZM215 233V232H214ZM216 233H217V230H216ZM61 234V233H60ZM161 234V233H160ZM165 234V233H164ZM164 234H162V236L164 235ZM182 234V233H181ZM193 234H194V231H193ZM204 234V233H203ZM211 234V233H210ZM183 235V234H182ZM185 235L187 236V234L185 233ZM195 235V234H194ZM216 235V234H215ZM221 235H219V236H221ZM125 236V235H124ZM142 236V235H141ZM158 236V235H157ZM173 237H172V240H173V238L175 239V235H172ZM177 236L179 237V239H180V236L177 234ZM200 236H202L201 234H200ZM218 236V237H219ZM126 237V236H125ZM124 237V238H125ZM147 237V236H146ZM145 237V238H146ZM194 237V236H193ZM210 237H211V235H210ZM54 238V237H53ZM120 238V237H119ZM130 238V237H129ZM138 238V237H137ZM165 238H166V236H165ZM170 238V237H169ZM188 238V237H187ZM191 238V237H190ZM190 238L189 239H187V240H190ZM198 237H196V239H197ZM9 239H11V237H5V241H8ZM22 239V238H21ZM168 239V238H167ZM166 239V240H167ZM178 239V241H180ZM195 239V238H194ZM193 239V240H194ZM140 240V239H139ZM184 240V239H183ZM200 240V239H199ZM201 240H203V239H201ZM28 241V240H27ZM134 241L136 242V239H134ZM134 241H132L133 242V244H134ZM141 241V240H140ZM155 241V240H154ZM173 241H175V240H173ZM172 241V242H173ZM192 241V240H191ZM196 241V240H195ZM194 241V242H195ZM208 241V240H207ZM106 242V243H105ZM131 242V243H132ZM171 242V241H170ZM177 242V241H176ZM176 242H173L174 244H176ZM199 242V241H198ZM203 242H205L204 240H203ZM203 242H201V243H198V244H202ZM138 243V242H137ZM165 243H166V241H165ZM185 243V242H184ZM192 243V242H191ZM205 243V244H206ZM49 244V243H48ZM108 244H109V242H108ZM129 244V243H128ZM144 244V243H143ZM157 244V243H156ZM164 244V243H163ZM174 244L172 245V247L174 246ZM204 244V243H203ZM209 244V245H208ZM226 244H229L228 245V247H227V245ZM158 245V244H157ZM181 245V244H180ZM188 245H190V244H187L186 246H188ZM194 245V243H192V245L191 246H193ZM196 245V244H195ZM225 245V247H227V248H225L226 249V251H227V249H230V248H232V249H235L236 250V252L234 251V253H236L235 255L233 254L232 255V253H233V251H230V252H232V253H230V252H227V253H223V251L221 250V249H223V246ZM104 246V245H103ZM128 246V245H127ZM135 246H138V245H135ZM134 246V247H135ZM140 246V245H139ZM142 246V245H141ZM147 246V245H146ZM160 246V245H159ZM199 246H201V247H203V246H205V245H199ZM199 246H197L199 249L201 248V247H199ZM133 247V248H134ZM152 247V246H151ZM161 247V246H160ZM164 247V246H163ZM162 247V248H163ZM165 247H166V245H165ZM164 247V248H165ZM171 246H170V249H169V251H171V248H172ZM175 248L177 247V244H176V246H174ZM181 247V246H180ZM180 247L178 246V250L180 249ZM189 247V246H188ZM194 247V246H193ZM230 247V248H229ZM101 248V247H100ZM108 248H111V247H108ZM185 248V247H184ZM189 248H191V247H189ZM188 248V249H189ZM198 248H197V250H198ZM104 249V248H103ZM103 249H101V251L103 250ZM130 249V248H129ZM153 249V248H152ZM158 249V248H157ZM160 249V248H159ZM167 249V250H168ZM174 249V248H173ZM176 249V250H177ZM195 249H196V246H195ZM194 249V250H195ZM21 250V249H20ZM107 250H109V249H107ZM138 250V249H137ZM155 250V252H157L156 251V249H154ZM162 250H164V249H162ZM165 250H166V248H165ZM201 250V249H200ZM224 250V249H223ZM11 251V250H10ZM19 251V250H18ZM81 251V250H80ZM94 251V250H93ZM100 251V250H99ZM100 251V252H101ZM104 251H106V249L104 250ZM126 251V250H125ZM135 251H136V249H135ZM151 251V250H150ZM153 251V250H152ZM167 252V251H165V253L163 252L162 253V255L163 254H165V256H166V258H165V256H163L165 259H167L168 260V255H172V253H170V252ZM185 251H186V249H185ZM188 251V250H187ZM190 251L191 250H189V253H190ZM202 251H204V248H203V250ZM220 251H222V252H220ZM229 251V250H228ZM96 252V251H95ZM122 252V251H121ZM138 252V251H137ZM154 252V251H153ZM158 252H159V250H158ZM166 252L167 253H169L168 255L166 254ZM173 253L175 252V251H172ZM195 252L196 253H198L197 251H194L193 253H192V255L194 254L195 255ZM200 252V251H199ZM117 253V252H116ZM125 253H127V251L126 252H124V254ZM139 253V252H138ZM189 253H188V255H189ZM203 253H205V252H203ZM203 253H201V254H203ZM221 253H223V254H221ZM228 253H230V254H228ZM94 254V253H93ZM92 254V255H93ZM105 254L107 255V253L105 252ZM104 254V255H105ZM113 254V253H112ZM118 254H120V252L118 253ZM122 254H123V252H122ZM140 255H141V253H139ZM139 254H137L136 255V253L134 254V256L136 255V257H138V255ZM148 254H149V251H148ZM153 253H151V256H152V258H153V255H152ZM157 254V253H156ZM155 254V255H156ZM160 252H159V255H157L156 257L159 259V256H160ZM175 254V256L177 255V253H174ZM200 254V255H201ZM3 255V254H2ZM98 255V254H97ZM94 256V257H92V258H90V256H89V258L90 259H86V260H88L86 263H85V261H84V263L85 264H98L100 261H101V259L103 258V257H101V256H103V255H101V256ZM100 255V254H99ZM117 255V254H116ZM191 255V254H190ZM191 255V256H192ZM198 255V256H197ZM197 255H195L194 257H196V259H199V254H197ZM216 255V256H215ZM108 256V255H107ZM111 256V255H110ZM124 256V255H123ZM148 256V255H147ZM146 256V257H147ZM169 256V258H171ZM203 256V255H202ZM209 256H213V261L212 260H210V258L212 259V257H210L209 258ZM78 257V256H77ZM141 257H142V255H141ZM149 257V256H148ZM155 257V258H156ZM215 257V258H214ZM13 258H14V254H10V253H6L3 257H2V259H1V261H0V264H2V263H7V264H15L14 263V261H13ZM114 258V257H113ZM112 258V259H113ZM120 257H118V259H119ZM129 258V257H128ZM127 258V256L126 257H122L121 259H119L118 261L116 260V261H108V259L106 260V264H142V262H143V264L145 263V258H143V260L144 261H140L142 258H140V256H139V258L137 259V258H134L133 257V255H132V257L131 258H133L131 261H130V259H128ZM151 259V260H157V259ZM160 258H161V256H160ZM176 258V257H175ZM203 258V257H202ZM78 259V258H77ZM81 259V258H80ZM106 259V258H105ZM150 259H148V260H150ZM165 259H162V260H165ZM174 259V258H173ZM201 259V258H200ZM199 259V261L201 262V263H203L204 261H201ZM207 259L205 260V261H207ZM58 260V258L57 257H54L53 255H49L47 258H46V261H45V263L44 264H49V263H54L55 261H57ZM148 260H147V262H148ZM151 260H150V263H151ZM160 261H161V259H159ZM166 260V261H167ZM172 260V259H171ZM176 260V259H175ZM175 260H174V263H175ZM195 260V259H194ZM78 262H81V261H79V260H77ZM77 261H75L76 263H77ZM158 261V260H157ZM159 261V263L161 264V262H163V261H161L160 262ZM166 261H164V262H166ZM173 261V260H172ZM83 262V261H82ZM102 262V261H101ZM104 263H105V261H103ZM102 262V263H103ZM169 262H171L170 260L168 261V263ZM198 262V261H197ZM200 262H198V263H200ZM149 262L148 263H146V264H150ZM153 263H156V261L155 262H153ZM152 263V264H153ZM173 263V262H172ZM171 263V264H172ZM195 263V262H194ZM197 263V264H198ZM74 264V263H73ZM101 264V263H100ZM157 264H158V262H157ZM162 264H165V263H162ZM196 264V263H195ZM203 264H205V263H203Z\"/></svg>","mask_w":264,"mask_h":264}]
</instances>
